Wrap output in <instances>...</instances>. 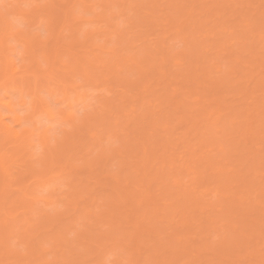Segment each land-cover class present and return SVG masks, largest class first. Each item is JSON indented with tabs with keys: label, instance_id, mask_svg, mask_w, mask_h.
<instances>
[{
	"label": "rangeland",
	"instance_id": "rangeland-1",
	"mask_svg": "<svg viewBox=\"0 0 264 264\" xmlns=\"http://www.w3.org/2000/svg\"><path fill=\"white\" fill-rule=\"evenodd\" d=\"M42 1L47 2L48 4H51V1L50 0H48V1H50V3L47 0L46 1L45 0H39V2H41L42 4H44V2H42ZM81 1H83V0H55L54 1V4L55 5L52 4V6H54V7H51V5L49 7L47 3L44 6L42 5L43 6V9L41 11L42 12L41 15L39 14L40 12L38 11L40 9H37L36 10V11H38L37 12L38 15L36 16L37 19L34 17V19H35L34 23H36V24L33 23V25H31V27H30V30L32 31V28H33V30H34V31H32L33 33L34 32L35 33L36 32H39V34L41 35V33H42L43 30H47L48 29L47 31H49L48 26H49V23H50L51 24L50 27L52 26V29L50 30V32L52 31V33H51L52 34V38L50 39L51 34L49 32L50 36H49V39L47 40V42L44 44V43H42V39H40L39 41L37 40L38 42H35L36 45L34 44L35 49L34 48L33 49H34V51L38 52L37 53L38 55L40 53L39 59L41 57H43L44 59H46L45 58L46 56L44 55V53H47V56H50L51 55L50 56L52 58L51 61H54V63L51 62V64H52V66H53V64H55V65H54L53 68H52V66H51V68H49V69H52V72L50 73V71H51L50 70L49 71V75H45V76L44 75H39V67H38V65L37 66L34 65V66H36L35 67L36 73L39 76L38 77L37 74H36L37 78L35 76L31 75L35 71L34 69H32L33 67L31 66L32 68L30 67L31 68V70H30L31 72H30V75H29L31 77H28V82L29 83L27 82L26 83L27 85L25 86V88L28 87L29 89H27V90L25 89V92L24 93H25L26 97L31 96V95H29L30 93H27L28 90L31 92L32 95L38 93V91L39 92H48V93L52 94L53 96L59 95V97L62 99L63 102H65V103H75L77 105V109L78 110H80L81 108H88L93 103L102 105L103 106L102 109H98L97 111L94 112V113H97L98 116L100 115L103 118L102 119L101 117H99L100 119H102L100 121L102 123H99L98 124V122L95 123V119H94V121H90V120H92V119H90L87 122L89 124H90V122H92L91 123V126H89L88 123L82 124L84 127L83 126H80L81 129H82L81 131L83 133H81L82 135H81L80 139L78 137L76 139V141L80 140V142H82L83 144L78 141V143L76 145H75V143L74 144L72 143V145H70V144L68 145V148L66 149L65 154H63V156H61L59 158L60 159V162H59L60 164H57V167H55V174H56L57 177L52 178V175L50 173L49 176H51V177H49V178L51 180H49V183L47 182L46 184H44L42 181H37V177L39 175L38 174V171L37 172H34L33 169H31V168H30L29 171L28 170L26 171L25 169H27V168L25 166L22 167V164L19 166L20 161L19 162H15L14 161V158L12 156H11L12 157V160H11L10 154H12L14 150H17L18 147L12 141L3 142L4 139H5V137L4 136H0V145H2L0 149H2V151H5V152L9 150L8 152H6V155L8 156V158L10 160L8 162V164H10L11 170L14 173V176L16 178V180L14 182V185L12 187V191L11 190L9 191L10 194L18 195V193H21L22 191H20L19 189L21 188V186L23 187V184H24V187L26 185H30V186L32 185L31 188L33 190L35 188L34 191H35V194L36 195H38L39 197L41 195V198H47L49 192H52L55 195L56 200H57V208L60 207L61 205H63V207L65 208V213L63 215H61V216H58L60 218L58 220H57L58 217L54 218V221H53L54 224L51 223V225H48V223H47L48 222V220H47L48 217L44 216L42 214V210L38 209L35 206V204H34V210H33L32 214H30V213L28 214V217H29V220H30V223L28 225L29 226L31 224L33 225V226L31 225L32 226L31 229L28 228L29 233H30V235H31L32 238L34 237L33 239L39 240V241L41 240L40 242L43 243V245L45 246L46 253H45V257L44 258L47 259V258L50 257L54 261H58V260L59 261L76 260V261H80V262H82V257L85 258V256H87L86 257V259H87L86 261H97V260H100V259L108 260V259H111V258H124V259H129V257H131L132 253L134 252L135 259H137L136 261L144 262V261H147V259H146L147 256H148V259L149 258H152V257L149 256V254L153 253L155 247H158L160 245L159 249L160 248L161 249L159 250V252L162 253L164 251V254L166 256H168L167 257L168 259L169 258L170 259H174L175 257H177V255H179L181 253V252L179 253V251L176 252L178 249H177V245L175 243L176 242V240H175L176 237L175 236H177L179 234L178 236L182 239L181 240L182 246H183V244L186 241H187L186 243H189V245H187L186 243L184 244V245H187L188 246L187 247V250L189 251V253L186 254L187 250L186 251L183 250L182 253L183 252L184 253L183 254H180V256H181L180 258L178 256V258L180 260L178 259L179 261H175V264H252L253 261H256L257 264H258V262L262 258V254H263V257H264V238L261 239V241L258 244L251 243L252 246L254 244H255V246L254 247L251 246V248H249V249H245L244 247H241L240 249L237 248L235 250L236 244H233V245H235V248H233L232 250L231 249L230 250H227L228 249L227 248L225 250L221 245H222V243L225 242V240H226V243H228L227 242V239H229V241H230V240H232L233 236H234V239L236 240L235 235H237L234 232H232V229H233V231H235L234 230V227H232L235 224L230 226L228 224H225V222L232 224V223H234L233 220H236L237 221L236 224H238L240 226V228H241V230H239V231H242V228L245 225V223H243L244 222L243 219H245V216H247V215H243V214L246 213L247 210L245 209L246 212H242V210L244 211V208L246 206L243 207L241 204L242 203H245V205H248V206L249 205L250 206L251 205H254L255 206V205L258 204V203L255 202V201H257L256 200L257 198H258V200H259V197L261 199H264V196L263 197L262 196H258L256 198V196H257L256 194L257 193H255V192L254 193H250V192L246 191V189H245L248 185L252 184L251 182L254 180L255 177H256L255 180L258 181L259 179L260 180L263 179L262 182H264V157H263L264 156V149H263L264 148V136H263L264 133L262 134V132L261 133L259 132L258 134H256V135H258L257 138H256L257 141L258 140L260 141L259 144L257 143V141L255 142V140H254V142H253V140H252V143H254L256 145H260L261 150H260V147L258 146L259 148H257V151H255V153H254L253 151L256 150V147L254 148V146H256V145L253 144L252 145V149L254 148V150L250 154V153H247L248 152L247 149L244 148V146H245L244 142H247L248 143V141H247V135H245V138H243L240 135L241 132H242V130L240 132L238 131V128L240 126H242L240 124H242V122L244 120L246 121V119H247V117L249 115V114H246L245 113V111H247V109H248V112L247 113H251L253 115V117H254V118L253 117L251 118L250 122L253 119L254 120L251 123H253L254 121H256V122H254L255 123L254 124V128L256 127L255 129H257L259 127L260 120L264 116V106H262V105H264L263 104V102H264V89H263L264 88V85L261 86V87H258V89H254V90H256L254 92H251L252 89L249 88L250 95L245 92L246 91V88H244V86H246L247 84L249 86L250 85L254 86L256 84V82L260 79L258 77H264V68H263L264 67V63H263L264 59L262 58V55H264V46H263V44H261L260 46H257V48L255 46H253L254 39H257L258 38V33H259L258 27L260 25L262 26V29L264 31V28H263V25H262V24H264V15L262 14V12H263L262 10H264V0H251L253 2H249L250 0H245L246 2L245 1L243 2V1L240 0L239 1L240 5L239 4H236L235 1L233 2V0H198V1L196 0L197 1V2L195 1L196 4L194 2L192 3L193 0L192 1L190 0L191 1L190 3H189V0L187 2L184 1V3H186V5L189 4L188 7H190V8L191 7L192 8L194 7L195 9L194 8L193 9L192 8L191 9L190 8H187V9L185 8L184 9V6L183 5H182L183 7L181 8V3L183 4V2H181L180 0H178V3H177V0L176 1L174 0L176 3H174L173 0H166V1L165 0H160V1L159 0H116V2H110V0H88V2H87V0H86V3L85 2H81ZM156 1H158L157 2L158 4H155ZM36 2H37V0H36ZM41 3H40V6H41ZM24 4H27V2H24L23 3V6H25V8L27 6L29 7V5H30V4L29 5L28 4L27 5H24ZM171 4H174V6L171 5ZM215 4H217V5L218 4L219 5L221 4L222 5V6L220 5L221 7H223V6H225V7L228 6V7L222 8L223 9L222 10V9H219V7H217V5H215ZM75 5H76V7H75ZM213 5H215V6H213ZM230 5L234 7V8L231 7L233 9H235V7L238 5L237 7H239V9L236 8V10L234 11V10H232L230 8ZM152 6H154V8H157V9H155L157 11L155 14H157L159 16L155 15L154 13H152V15L149 13L152 18L148 16V19H147L146 16H147V13L148 12L146 13V11L149 10L150 8H153ZM175 6L178 9L181 8V10H177ZM212 6L214 7V9H213ZM67 7H68L69 10L67 9ZM138 7H140V8L138 9ZM169 7H171V8L169 9ZM204 7H206V8H204ZM210 7L212 9H210ZM215 7H217V10L215 9ZM29 8H31V6ZM172 8H175L176 10L175 9H172ZM188 9H190V10H188ZM207 9H209V11H207ZM184 10H188L187 12H189V14H193L194 13L193 15H190V16L188 15V17H191V18L188 19V17H187V19H186L187 21L184 20L185 17H181L180 16L184 12ZM210 10H211V12H210ZM229 10L234 11V12H237L236 15H235L234 12H233L234 15H232L230 13L231 11L229 12ZM164 11L166 12V14H165ZM168 11H169V13H168ZM170 12H172V13L170 14ZM241 13H244L243 15H247L246 16L247 19L244 18V19L248 20L247 22H249V23L251 22L250 25H249V23H246L248 25V28H247V25L246 26L244 25V23H243L244 26L241 25L243 27L238 26L239 24H237L238 23V20L240 21V19L242 18V14ZM240 14H241V16H240ZM57 15H59V17L60 16H62V17L59 18ZM111 15H113L112 16L113 18L111 17ZM144 15H146V16H144ZM12 16H13V18H12ZM39 16L42 17L43 19H41ZM51 16L54 17V19H55V16H56V19L55 20L53 19L54 20V22H53L54 25L51 22V20H52V17ZM82 16H85V17H82ZM185 16H187V13H186ZM230 16H231V18H230ZM10 17L12 19H14L15 16L14 15H11ZM144 17L146 18V21L143 20ZM180 17H181L182 21L185 22V23L183 22V24L181 25L182 26L181 27V29H182L181 32H182L183 35H181V33H179V30H181V29H179L177 22L175 23L176 19L178 20L179 23L182 22L181 19H180V21L178 19ZM21 18H23V17L16 16V19H14L12 21V22H17V23H13V24H15L14 25L15 31L17 30L18 27L19 28L21 27L22 29L23 28L24 29L25 28L28 29L27 28L28 26L26 25L27 22H26V24L24 23L26 20L23 22V20L25 18H23V20ZM61 18H63V19H61ZM87 18H88V20H87ZM229 18L232 19V22H233L234 25H232L231 22H228L229 23V26H228L229 28L228 29H229V31H232V29H234V31H236V32H234L235 34L233 33L234 36L233 35L231 36V34H228L229 32L228 33H224V32L222 33L221 32V29H220V28H222L223 24H226L225 23V22H227L226 20H230ZM38 19H40V20L38 21ZM216 19H217V21H216ZM261 20H262V22H261ZM46 21H47V23H46ZM142 21H144L145 23L142 22ZM221 21H223V22H221ZM203 22H205L204 24L206 26L205 25L203 26ZM242 22L243 21L241 19V23ZM110 23H112V24L110 25ZM17 24H18V26H17ZM47 24H48V26H47ZM58 24H60V25L58 26ZM115 24H117L116 25V28L114 26ZM22 25H24V26H22ZM218 25H220V26H218ZM77 27L80 29V31L77 29L79 32L77 31V33H73L76 30L74 28H77ZM206 28H208V29H206ZM241 28H243V30H241ZM210 29H212V30H210ZM56 30L59 31V32L62 30L61 31L62 33L61 34H64V35H61ZM238 30H240L241 33ZM114 31H116V32L117 31L118 32L120 31V32L119 33H116V34L115 33L113 34ZM218 31L220 32L219 34H218ZM237 31H238V35L239 36L237 35ZM86 32H91L92 34H94V36L92 37V39H93L92 42H88V44L85 46L84 45V42H85V40L87 38ZM121 32H122V34H121ZM54 33H56L57 36H55ZM58 33L60 34L59 35L60 37L58 36ZM253 33H255V34H253ZM82 34H83V39H81V35ZM192 34H194V35H192ZM224 34L225 35H229L228 40H226L227 36L225 37ZM122 35H124V36H122ZM204 35L206 37H204ZM242 35H244V36H242ZM246 35H248V36H246ZM181 36H183V37H181ZM186 36H188V40H189L188 42L186 40L187 39ZM57 37H59V39L61 38L60 39L61 41H59V39ZM118 37H120V38L118 39ZM184 37H186V39ZM56 38L58 39V41L60 43H58L56 41ZM71 38H72V40H71ZM191 38H192V40H191ZM11 39H10V42L9 43H11V45L14 44L13 47L16 49V52L13 55H14V57H19L20 54H21L20 53L21 52L20 50H23L24 49L25 44H23V43L21 44V41H17L16 42L15 41L16 38L11 37ZM62 39L66 40V41H63ZM83 40H84V42H83V45H82V41ZM201 40H204L203 43L206 42V45L204 44L205 46L202 45V43L200 42ZM55 41L58 43L57 45H61L63 43L64 44L62 46H54L53 44L56 43ZM68 41H70L69 42V46H67L68 44L65 45V42H68ZM244 41L246 42L245 45H247L249 43V45L251 44L253 47H255V49H256V50L254 49L255 50V53H258V54H256V56L257 55H258V57L261 56V58L263 60L260 59V58L259 59L262 61L263 64L258 63V64H260V65H258L257 62H256L257 65H254L253 66V63L252 62H253V59L254 58L250 60V58H251L250 55L252 53H248L250 50H252V52L254 53L253 47L252 46H249V45H247L245 47L244 44L242 46V43H244ZM18 42H20V44ZM48 42H50V43H48ZM197 43L200 44V45H202V46H198ZM48 44H49V46H48ZM162 44H164L165 47H163ZM192 44L193 45L196 44V45L193 46ZM22 45H24V46H22ZM52 45L54 47H56L57 49L60 50L59 51V53H60L59 55H55V54H57L56 53V49ZM148 45H150V46H148ZM178 45H183V50L182 51H179V52H176V49H177ZM153 46L156 47L155 49H157V48L159 49V50H156L155 51V52H158L159 51V53L157 54L159 60H160V57L163 58V56H165V55H166L165 56L166 60H168L169 58H171L173 56V52H176V53H179V56L181 54V57L182 58L180 57V59L182 61L181 60L180 61L182 63L179 64V67H178V64L175 63L176 64L175 65L174 64V61L172 63L169 62L170 64L167 62L168 65H166L167 63L164 62L165 65H166L165 67L169 66L170 69L168 67L165 68V70H167V72H165V75H166L165 77L166 78L161 75L162 80H161L160 75L158 74L160 72H158L157 70H156L158 72L157 75H159L158 77H160V79L157 77V75L155 73H154V76H153L152 69H154V68L152 67V65H151L152 63H151L150 64L151 67H148L149 68L148 70L146 69L149 72L148 74L150 76L143 77V78H145V80L144 79H142V80H144L145 82H143L142 85H139L140 87L137 86L138 87L137 88L136 85L133 86V84H135L136 82L139 81L138 79H139V77L141 75H144L143 74L144 71H143V73H140V71H139V69H142L143 67L141 68V66L140 67H138V66H139V64L141 65V62L142 63L144 62L145 58L147 57L146 55L148 54V50L151 51L154 48ZM69 47H70V49L73 50L72 51L73 53L71 52V50H68ZM145 47H147V48H145ZM190 47L193 48L192 49V52L193 53H191V51H190L191 48ZM195 47H197L200 50H196L197 48L195 49ZM48 48H50V49L48 50ZM44 49H46V50H44ZM52 49H54L55 51L52 50ZM160 52H161L162 55L160 54ZM185 52H187V53L184 54ZM234 52L238 53L239 55L237 54V56H236V53H234ZM17 53H18L19 56L17 55ZM153 53H154V50H153ZM153 53H151V55ZM247 53H248V55H247ZM75 54H76V56H75ZM91 54H93L94 56L91 55ZM131 54L136 57L138 63L137 62H134L135 63L134 64L132 61H129L128 60V57L132 56ZM171 54H172V56H171ZM87 55H89V56H87ZM96 55H98L102 59H104L102 61V63H101V61H98L99 59L97 60V58H95ZM65 56H67L69 58L67 63L64 62ZM137 56H140V57H137ZM153 56H155V55H153ZM153 56H151V57H153ZM168 56H169V58H168ZM189 56L191 57L192 60L189 58ZM235 56L236 57L241 56L242 58L243 57L244 58H243V60H241V63H240V61H239V63L236 62L238 65L237 66H234L236 68H233V66L230 67V65H231V60H233L234 58H236ZM254 56H255V54H254ZM121 57H122V60H120ZM139 58H141V59L144 58V59L141 60ZM153 58H155V57H153ZM78 59H80V61ZM107 59L109 60V62L107 61ZM147 59H150L149 58V55H148ZM172 59H173V57H172ZM255 59H257V58H255ZM88 60H90V61H88ZM155 60L158 61V59H155ZM234 60L237 61L236 59H234ZM104 61H106V62H104ZM145 61L148 63L147 60H145ZM156 61H154L155 62L154 63V66L156 64ZM76 62H78L80 65H77ZM149 62H151V61H149ZM158 62H160L163 65L162 60H160ZM214 62H218V64H220L219 65V69L220 70L217 67L215 68L213 66V63ZM68 63L70 64V66H69ZM86 63H88V64H86ZM89 63H91V64H89ZM160 63H158L157 65H160ZM232 63H233V61H232ZM107 64H109V65H107ZM131 64H133V65H131ZM144 64H145V62H144ZM228 64H229V66H228ZM81 65H84V66H86L88 68L87 70L90 71L89 74L91 75V77L88 74L85 73L86 71L83 70V66H81ZM146 65H145V68H146ZM107 66H108V68H107ZM64 68H65V70H64ZM145 68H143V69H145ZM150 68H152V69H150ZM155 68H156V66H155ZM194 68H197L198 71L200 72V76H199V79L200 80L203 79V78H205V76H203L201 72H203V73L204 72H207L208 73V71L210 69L211 70L209 71L210 72L209 74H211L214 77L215 80H223L222 78H224V76L226 78V76H227L226 75V72H227V70H229V68H233L234 71H235V69L238 68V70H236L237 73H236V71H235V73L232 72L233 75H232V73L229 74L230 78H232V79H228L231 82L228 81L230 85L228 84V86H227V88L225 90H222V89L220 90L218 88V90L216 89V91H215V89H214V91H213V89L211 88L212 87L211 84L208 83L209 81H207V82L205 81V79L207 78V76L204 79L205 83H203V84L200 82L199 79L196 78L197 77L196 75H195L196 77H193L194 73H192L193 72L192 69H194ZM168 69H169V71H168ZM191 70H192V72H190V73L193 74V75H191L193 78L191 76H189V77L188 76H185L186 74H188L187 71L189 72ZM170 71L172 72V74H174V75H172L173 77L171 76V74H166V73H168ZM141 72H142V70H141ZM50 74H51V77H50ZM167 75L168 76L170 75L169 77H171L172 79L169 78ZM248 76H250L251 78L248 77ZM141 78H142V76H141ZM184 78H186V79H184ZM208 78H210V77H208ZM80 81H83V84H79ZM201 81H203V80H201ZM63 82H65V83H63ZM148 82H149L150 88H146V89H149V90L146 91V89H145L144 86L146 85L148 87ZM150 82H152V83H150ZM200 83L202 85H200ZM37 84L39 86H37ZM73 84H74V86H73ZM136 84H140V83H136ZM150 84H152V85H150ZM67 85H69V86H67ZM204 86H205V88H204ZM252 86H250V87H252ZM30 87H32V88H30ZM177 87H178V90H177ZM73 88H74V90H73ZM260 88H262V89H260ZM66 89H67V91H65ZM175 89L177 91H175ZM190 89H192V90H190ZM5 91L6 90L4 88H1L0 89V95H5ZM17 91H15V90L9 91V93H8V95L10 96L9 98H11V99L12 98H17L18 95H21V92L19 90H17ZM52 91H53L54 94L52 93ZM188 91H190L191 93L188 92ZM192 91L194 92V94H193ZM151 92H152V94H151ZM165 92L167 94H169L168 92H170V94H174V93L175 94H178L177 95L178 96V99H182V98H179V97H183V99L184 98L185 99L188 98L187 99V102L189 101L188 104L189 105L191 104L189 107L192 110L191 111L189 109V112L190 113H188V115L189 114L194 115L193 116V120H190V118H192V117L189 115L190 117L188 118V115L187 114H186L187 118L185 117L186 119L185 118H182L183 117V114H184V113H182V111H184V109L181 111L182 115H181L180 111L179 112L177 111L178 109L177 110H174L176 108H174L175 106H172L171 105V101L173 102V101H175V99H173V100L171 99V101L164 100L167 97L166 96L164 98V96H163L164 94L166 95ZM185 92L187 93V96L186 97H185V94H186ZM243 92H245L246 94H243ZM18 93H20V94H18ZM107 93H110V95H108ZM214 93L217 96H220V97L222 96L223 97L222 99H225V101L229 105L232 104L231 105L232 107L238 108L240 110V111L238 110L240 113L239 112H236V110H234V112H232V113H231L232 110H230V112H228L229 111V108L227 109V107H229V106H228V104H226V102L224 100H222V101H224L225 104L223 102L220 103V109L218 110V113H216V112L213 113L214 111H216V109H218V106L219 105L215 104L214 102L211 103V99L210 98H207V100H206L205 94L206 95L207 94H211V96H213ZM143 94H144V96H143ZM224 96H225V98H224ZM170 97L173 98L172 95H170ZM195 98H199V100L196 99L198 102L196 100H194ZM151 99H154V100L152 101ZM239 99H240V101H239ZM258 99L261 100V102H260V104L262 103L261 105H259ZM147 100H149L150 102L152 101V105L151 104L149 105V106H152V107H149L150 109H147L148 108V103H145V101L147 102ZM183 101L186 102V100H183ZM184 102L181 104L182 106H183ZM208 102H210V103H208ZM204 104H206L207 107H210L209 109H212L213 110L212 114H210L209 111L208 112L206 111L208 114H206V113L205 114H201V111L199 112L198 108L201 110V107H203ZM256 104H257V106H256ZM157 105H158V107H157ZM224 105H227V107L224 106ZM184 107H182V108H184ZM223 107H224V109H223ZM232 107H230V108L233 109ZM221 108H222V111H221ZM100 111H102V112H100ZM173 111H175V112L173 113ZM176 111L178 113H176ZM0 112L8 113V110H7L6 107L0 105ZM259 112H261V113H259ZM94 113H93V116H95ZM143 113H144L145 116L143 115ZM198 113L201 114V116H199ZM222 113L225 114V115H226V113H229V114H227L226 115L227 117H225V116H223ZM195 114H196V116H195ZM137 115H139L140 118L137 117ZM168 115H171V118L169 117L170 120L168 118ZM178 115H179V117H178ZM180 115L182 117H180ZM221 115H222V118L225 117L223 120H225L227 122H225V121L222 120V123L224 122L226 124L225 125L226 127H223L224 126V123L222 124V127H221V124H220L221 131L218 132L217 131V128L216 127L213 128L212 125H214L213 124V121L215 120V118L217 116L219 117ZM246 115H247V117H246ZM172 116H174L173 119H172ZM158 117L160 119H158ZM255 117H258V118H255ZM134 118H137L138 120L136 121V120H134ZM140 119L141 120L144 119V121H141ZM116 120L118 121V124H119L118 127L116 126L117 124L115 125V121ZM149 120H151V121H149ZM168 120L171 123L169 125H171V127L173 126V128L169 127V129L166 130L165 132H164V130L163 131L161 130L162 132L161 131L160 132L164 136L167 135V134L168 135L170 134L172 136V138H173V139L171 138V140H173L172 142H174L175 140H176V142L179 141V142H177V144L175 142L174 143L175 145L174 144H171L172 145L171 146L172 149H169V151L167 150L168 151V154H166L167 155V158H168L169 155H170V158H172V157H173L172 159L175 158V161L174 160L173 161L176 164H174V165H176L177 167L179 165V167L177 168L176 166H174V168H171V166H170V164H171L170 163V159H169V161H165V162H161L160 159H157V161H153V164L154 165L150 163L152 165V167L154 166V168H152L148 164L149 167H148L147 170H145L147 168V167H145L144 170H142L143 169L142 168V169H137V171H135L134 165H135V163H137V161L135 159H137L138 156H140V155L143 156L142 155L143 154V150H142L143 148H141L142 153H141V151H138L137 148L140 147L141 143L143 144V142H144L143 140H146L147 136H151V135H149L150 132H148L149 133L148 135H144V133L145 132L147 133L146 130L149 131V129L151 127L150 124H153L155 121H161L162 123H165L164 121H168ZM206 120H207V122H206ZM6 121L12 123L13 122V119L12 118H8V119H6ZM239 121L241 123H239ZM93 122H94V124H93ZM191 122H193V123H191ZM142 123H143V125L145 124V126H147L149 124L147 126V129H144L145 132H143V129H142L143 128L142 127L143 125H141ZM197 123H199L200 126L204 125V126H202V130L204 129V133L203 134L205 135V137H204V135H202L201 130H199V132H198V133H200L199 134L200 136L198 134H196V131L194 132L192 130V127H194L195 125H197V127H199V125ZM233 123L236 124V125H240V126L237 127ZM244 123H246V122H244ZM192 124L194 126H192ZM109 125H110L111 129H109ZM231 125H232V127H231ZM190 126H192V127H190ZM234 126L237 127V129ZM244 126H243V128H244ZM140 127H142V128H140ZM148 127H149V129H148ZM233 127L238 131V134H236L237 131L236 132L234 131L235 134H236L234 136H233L234 133L233 132H232L233 134L231 133V130H232ZM16 128H20V126L19 125H16ZM87 128H89V129H87ZM90 128L92 130H94V132L97 133V138H92L91 137ZM152 128H153V126H152ZM186 128H188V129H186ZM140 129H142V131ZM235 129H233V130H235ZM126 130H128L127 133L129 131L132 132V133L129 132L128 134H130V135L134 134V136H132L134 139H136L135 137L137 136L138 139L134 140L136 143L138 142L139 138H142V135L144 137L146 136V138L145 139L143 138V140L141 139V141L139 140L141 143H140V145L138 143V147H136V143H134V142H133V144H131L132 142H130V144H128V141L126 140L127 139L126 135H128V134L125 135V133H126L125 131ZM263 130H264V128L262 130H260V131H263ZM224 131L227 132V135H229V134L231 135L232 134L233 137H231L230 135L229 136H226V134H225L226 132L224 133ZM88 132H90V133H88ZM138 132H142V133H138ZM221 132L224 133V134L222 135ZM113 133H114V135H113ZM219 134H221L222 136L219 137L220 136ZM130 135H129V138H131ZM224 135H225V137H223ZM237 135L238 136L240 135L239 136L240 138ZM261 135H262V137H261ZM235 136H236L237 139L239 138L241 140H239V139L237 140L235 138L234 141H233V143H230V139L231 138H234ZM110 137H112V138H119L120 141H121V143L123 142L122 145H123V147L124 146L125 147L122 148V151H121L122 154L119 155V153L118 154L116 153L117 154L116 155L114 153V154H112V156L110 155V158L108 156L109 160L105 159V157H104V161H103V165H102L103 167L99 163H97V165L95 164L96 166L94 165L93 172H89L90 169L89 168H86V167H84L83 168V171H81L80 168L82 169L83 166H86L88 164V162L92 160L91 159L92 157L96 156V154H98V153H99V156H100V152H101L100 150L101 149H104V145H105L106 141ZM201 137H203L204 139L208 140V141H206L207 143L209 141H211L212 139L215 140L217 143L215 142L216 144H213V145H210L209 146V144H206L204 142L205 145L204 146H200V144H201L200 138ZM206 137H208V139ZM229 137H230V139H229ZM191 138L192 139L194 138V139L192 140ZM242 138H243V140H242ZM220 139H223V141H221ZM251 139H252V137H250V135H249V137H248L249 142L251 141ZM219 140H220V142H219ZM160 141H161V139H158L157 140L158 143L156 142V144H152V145L155 146V147H153V149H155L157 151L156 152L154 150L153 152H156L157 154L164 153L165 152L164 151L165 150L164 149V146H162L163 145L162 142H161V145H160ZM189 141L192 142V143L195 142V141L198 143L200 141L199 144L194 145V148H197V150L195 152L197 155H195V153L193 154V155H195V157L191 153L192 152V149L189 148L190 145L188 146V143L190 144ZM209 143H211V142H209ZM251 144H249V145L251 146ZM130 145L131 146L134 145L133 146L134 148L133 147H130ZM237 145L241 149L239 147H237ZM229 146H231V147H229ZM141 147H142V145H141ZM171 147H169V148H171ZM221 147L223 148V150H222ZM130 148L131 149H134V150L131 151ZM10 149H11V151H10ZM68 149H69V151H68ZM203 149H204V151H203ZM238 149H240V150H238ZM258 149L260 151H258ZM139 150H140V148H139ZM137 151H138V156L135 155L136 154L135 152H137ZM183 151H184V153H183ZM171 152L174 153V155L173 154L171 155ZM228 152H229V154H228ZM259 152H260V154H259ZM20 153H22V152H20ZM191 155L193 157H191ZM207 155H208V157H211V160L212 159L214 160L215 163L214 162L213 163L215 164V168H212V167H214V165L210 166V169L207 168L208 170L205 168V165H204L205 162H203V161L206 158H208ZM213 155H215V156H213ZM229 155L232 156V157H229L228 158ZM158 156H157V158H158ZM203 156H206V157L204 158ZM239 156H240V158H238ZM186 157H187V159H186ZM190 157L192 158L191 160H189ZM215 157H217V158H215ZM220 157L221 158H224V159H222V161H221V158ZM243 157H244V159H243ZM139 158H141V157H139ZM248 158H250V159H248ZM98 160H100V159H98ZM105 160H107L106 161L107 163H105ZM126 160H127V162H125ZM260 160H261V162H260ZM216 162H218L219 164L217 165ZM248 162L250 164H252L254 167H251V169L250 168H247L246 167V164ZM100 163H101V161H100ZM73 164L74 165L77 164L76 167L78 169H75L74 167H72ZM229 164H232V165H229ZM235 164L238 167H236ZM163 165H165V166H163ZM58 166H59V168H58ZM120 166H124V167H120ZM131 166H133V168ZM261 166H263V168ZM98 167H100V168H98ZM165 167H167L169 169H167V168L165 169ZM126 168H127V170H126ZM183 168L184 169L186 168L185 169V172H184V174H185L184 176L185 177H183V184H184V187L183 188H186V189L189 188L190 190H192V188H194L197 192L194 193V195H190V197H188V196L185 197L184 196L185 197V198L183 197L184 199L178 200L181 191H180V188L179 187L175 186L174 179L181 173V170ZM196 168H198V170ZM241 168H244V169H241ZM112 169H119V174L120 175L119 174L118 175H112L111 174ZM123 169H125V170H123ZM157 169H159L161 171H158ZM172 169H174L176 171L175 173L178 174V175H176V177L174 176L175 173H174V171H172ZM163 170H165V172ZM204 170H206V171H204ZM232 170H234V173H233ZM252 170H253V172H252ZM85 171H87V172H85ZM145 171H147V172H145ZM162 171L165 174H162ZM167 171H168V173H167ZM235 171H237V172L235 173ZM137 172L140 175L139 177L142 176L141 178H143V180L145 179L144 182H143L145 185L140 190L141 191L142 190H147V192L149 194L148 196L149 197L150 196L151 197L153 196V198H148L147 193L145 191L147 198L142 197V195H139L140 201H142L141 203L139 202V199H137L138 202L137 201H134L136 199L132 198L131 195H127L128 197L125 196V194H127L125 192H127V191H129L131 189L132 190L133 189L136 190L137 187L135 185L139 186L138 185V181H137V180H139L138 179V173ZM171 172H173V173H171ZM214 172H216V173H214ZM223 172L224 173L226 172L225 174H228V175L234 174V176L231 175V176L234 177V179H233V177H231L230 181H228L229 182L228 183L229 185L226 187L227 188V191H225L226 188L223 189V186L221 187V185H220V183L222 184L226 180V178L225 179L224 178L221 179V177H222L221 173H223ZM130 173H131V175H130ZM135 173H136L137 177H135L136 176ZM145 173H146V175H145ZM237 173H239L242 177L239 174L236 175ZM19 174L21 175V177H20ZM124 174H125L126 177L128 176L127 177L128 180L126 179V181L123 180ZM172 175L174 177H172ZM194 175H195L196 178H194ZM214 175L217 176V178L212 177ZM235 175H236V177H235ZM16 176H18V177H16ZM22 176L24 178H22ZM117 176H119L120 182H116V179H118V178L115 179V177H117ZM125 176H124V178H125ZM151 176H154V177H151ZM179 176H181V175H179ZM238 176H239V178H238ZM164 177L166 179H164ZM208 177H209V179H208ZM218 177H220V179ZM148 178H149V180H148ZM153 178H155V180ZM156 178H157V180H156ZM130 179H131L132 182H130ZM159 179H161V180H159ZM217 179H219V180H217ZM244 180H246V181L244 182ZM127 181H128V183H127ZM146 181L148 182V184H147ZM219 181H221V182L219 183ZM165 182H167V183H165ZM258 182H260V181H258ZM258 182H257V184H258ZM262 182H260V184ZM118 183L120 184L121 187H119V184ZM160 183H162V184H160ZM34 184L36 186H34ZM152 184H153V186H152ZM239 184H242V185L244 184V185L242 187ZM262 184H264V183H262ZM117 185H118V188H117ZM162 186H164V187H162ZM262 186H264V185H262ZM126 188H128V190ZM150 188H152V189H150ZM176 188H178V189H176ZM238 190H240V191H238ZM243 190H245L246 193ZM119 191H122V193H123V200H121V199H120V201L117 200V201H119L118 202L119 203V206L120 207L122 206L121 207V210H123V211H121V212H123L122 214L119 211L120 210L119 209L120 207L118 205L117 206L119 207L118 208L119 210L116 209L117 207L111 205V200L112 199H114L115 200L114 203H116V199L115 198L118 197L117 194H120ZM134 192H136V191H134ZM139 192H137V193H139ZM206 192H207V194H204ZM237 192H238V194L236 195ZM247 193H248V195H247ZM157 194L159 196H157ZM203 194H204V196H203ZM94 195H96V196H94ZM196 195L203 197V200L205 199L206 202L209 201L210 204L215 202V205H210L208 203V205H210V206H208L209 209H208L207 205H205L206 206V212L204 214H202V215H205V214H207V215L210 214L211 215V213L213 214V216H214V214L219 215V222L217 221L218 220V218H217V220H216L217 222H215V224H214V225H216V227L218 226L219 229L218 228L216 229V228L212 227L211 224H210L211 225L210 229H207V226H209V225H207L208 223L206 224L207 220L204 219V221L205 220L206 221L203 224V222H204V221H202L203 219L201 220L199 218L200 216H198L200 214L197 213L199 211H197V212H190L191 211V208L190 207H192V206H188L189 207L188 208L187 205H188L189 201H194L195 200L194 197ZM225 195H226V197H225ZM91 196H93V198ZM191 196H193V197H191ZM94 197L95 198L97 197L96 200H98V201L94 200ZM165 197H167V198H165ZM75 198L76 199H79L78 208H76V209L74 208L73 204L71 205V200L72 199L76 200ZM162 198H163V200H161ZM229 199L231 200V202H230ZM146 200H147V202H146ZM94 201H95V204L93 203ZM219 201L220 202L222 201V203H224V205L222 204V206L216 207L217 206L216 204ZM89 202H90V204H89ZM131 202H132V204H131ZM172 202L176 203V205H169V207L167 209L166 208L163 209L166 206V204H170ZM234 202L237 203V206L239 205L238 208H242V207L243 208L242 209H239V210H238V208L236 209L237 211H240V212H237V213L234 212V216L233 217L235 219L233 218V220L231 221L232 223H231V222H227V220H225L226 218L224 217V215L227 212L226 210L230 209V207L229 208L227 207L228 204H230V203L233 204ZM250 202H255V203L250 204ZM120 203H121V205H120ZM154 203H155V205H154ZM105 205H107V206H105ZM125 205H127V206H125ZM111 206H112V209H111ZM155 206H158L159 211H160L158 216L157 215L155 216L153 214V212H150L151 214H148L150 220L148 218H147V220H142L141 217L140 218L138 217V213L140 212V208L141 209L143 208L144 210H147L148 209L147 211H151L153 209V207H155ZM23 207H24L23 205H20L15 210H13V211L10 210V211H11V213L13 212L12 215H15V216H16V214H18L20 212L21 214L19 213L17 215L18 218H19L18 221H17V223H18L17 226L18 227H21V228H27L26 227L27 225L24 226V223H23L24 222V217L26 216L24 214V210L26 209V207H24V208ZM113 207H115V210H113ZM225 207H226V209H224ZM257 207H258V209H260V208L263 209L264 208V203L262 202ZM22 208H23V210H22ZM84 208L85 209H87V208L90 209L91 212L93 213V214L90 215V219H89V216L87 217L85 215ZM126 208H128V209H126ZM110 209H111V211L109 212ZM124 209H126V211L127 210L128 211L126 212V211H124ZM186 209H188L187 212L185 211ZM112 210L113 211H116V215H115V212H114V215H115L114 217L115 218L114 217L112 218L113 215H111V218H110V215L107 214L108 212L109 213L113 212ZM129 211H131V212L129 213ZM163 211H165L166 213H164ZM260 211H262V210L260 209ZM189 212H190V214H189ZM117 213H119V214H117ZM128 213H129V215H128ZM132 213H134V214H132ZM160 213H161V215H160ZM257 213L259 214L258 211H257ZM9 214H6L4 212L0 213V215H1L0 216V223L2 222V219H3V221L6 219V216H10ZM258 214H255V215H258ZM260 214H262V213H260ZM131 215H132V217H131ZM187 215H189L188 216V218H189L188 220L191 219V222L192 223H190L189 226L187 225V227H186L187 230H186V229H184L185 226L182 225L183 222H181V221ZM97 216H99L98 219H97ZM101 216H102V218H101ZM94 217H95L96 220L94 219ZM249 217L250 216L248 215V218ZM9 218H11V216ZM99 218H101L100 220L102 222L99 220ZM103 218H105V219H103ZM134 218L136 220H134ZM206 218H207V216H206ZM35 219H37V220H35ZM252 219L254 220V218H251V220H250L251 223H253L252 222ZM179 220H181V221H179ZM148 221H151V222H148ZM228 221H230V220H228ZM246 221L247 220L245 219V222ZM44 222H46V223H44ZM155 222H156V225H155ZM220 223H221V225L223 227L220 225ZM241 223H242V225H241ZM81 224L84 225V228L82 230L77 231V226L78 225H81ZM96 224H98V225H96ZM157 224H158V226H157ZM200 225L201 226L205 225L206 228L205 227H202L201 228V227H199ZM54 226H55V228H54ZM146 226H147V228H146ZM246 226L247 227H245V228H248V225H246ZM140 227H142V228H140ZM151 227L152 228L153 227L154 228H157V230L154 229V231L156 230L157 232L155 233L154 231H152L153 234H152V232H151V234H149V232L147 230H149L148 228L152 229ZM182 227H183V229H182ZM162 228H164V229H162ZM205 229H207V230H205ZM171 230H172L173 234L171 233ZM209 230H210V232H209ZM51 231H53V232H51ZM80 231L82 232V234L83 233L84 234H83V236H80V239H79L78 238V235H79L78 233H81ZM113 231H115V232H113ZM136 231H137V233L138 232L140 233V231H145V232L141 233V235H140V236H143V237H140L139 236L140 239L143 238L141 240V242H139V244L141 243L140 245L139 244H134L135 242L137 243V241H135L136 239L134 240L133 238L132 239L130 238V236L134 232L136 233ZM146 231H147V233L149 235L146 233ZM206 231L208 232V234H207ZM239 231L236 230L235 232H237L239 234ZM244 231H246V230H244ZM33 232H34V234H33ZM39 232H41V233L43 232V234L40 235ZM73 232H77V234H76L75 237L72 236V233ZM103 233H104V235H103ZM139 233H138V235H139ZM144 233L146 235H144ZM246 233H248V232H246ZM105 234L106 235L109 234V235H112V236H111V238H110V236H108L109 237V240H107L108 238L106 237V240H107L106 241L105 240V237H104V236H106ZM36 235H39V237H36ZM90 235H91V237H90ZM151 235H152V237H151ZM55 237H57V238H55ZM225 237H226V239H223ZM151 239H152V241H150ZM234 239L232 240L233 242H234ZM98 240L101 241L102 243H104L103 245H102V243H100L101 244L100 247H99ZM155 240L158 241V242H156ZM145 241H146V243H145ZM154 241L156 243H158V244H156ZM205 241L208 242V243L206 244ZM232 241H230V242L232 243ZM255 241H251V242H255ZM142 243H143V245H142ZM201 244L202 245L204 244L203 245L204 248H205V245H206V249H204L201 246ZM210 244H212V245H210ZM229 244H228V246H230L232 248L233 245H231V244L229 245ZM135 245H137V246L139 245V246L137 247ZM226 245L227 244H225V246ZM163 246H165V247H163ZM180 246H181V244H180ZM137 248L138 249L140 248V251H142V252H140L139 250H137ZM150 249H152V250H150ZM250 249L253 250V253H252V251ZM254 250L255 251L259 250L258 251L259 254L257 252H254ZM221 251H223L224 253H227L228 254V255H226L227 257L225 256L224 253H223V255H224V257H223V255H221ZM246 251H247L248 254L245 253ZM232 252H234V253H232ZM130 253H131V255H130ZM90 254H91V256H90ZM138 254L140 256H138ZM154 257H155V255H154ZM154 257H153V260L152 261L155 260L157 262L159 260V258L157 259L156 257L155 258ZM242 257H244V258H242ZM188 258H190V259H188ZM158 263H156V264H158ZM166 263H167V261H166ZM170 263L173 264V262H168V264H170Z\"/></svg>",
	"mask_w": 264,
	"mask_h": 264
},
{
	"label": "bare ground",
	"instance_id": "bare-ground-1",
	"mask_svg": "<svg viewBox=\"0 0 264 264\" xmlns=\"http://www.w3.org/2000/svg\"><path fill=\"white\" fill-rule=\"evenodd\" d=\"M46 1V0H45ZM48 1V0H47ZM51 1V4H48L47 2H44V1H42V2H44V4H42L41 2H39V0H37V2H36V0H3V2H4V4L5 5H8V6H11V7H9L8 8V10L7 11H4L3 9H0V62H2V61H6L7 60V58L9 57V56H11V57H13V58H16V57H14V53L16 52V49L13 47V45L14 44H12L11 45V43H9L10 42V39H11V37H13V38H16V42L17 41H21V44L23 43V44H25V46L24 45H22V46H24V49L23 50H20L21 52L20 53H23V56H24V61H25V63H24V65H22L21 66V68H20V75H18L15 79H13V80H11V81H9L8 82V84L7 85H0V89L1 88H4L6 91H5V93L7 92V95L5 96V99H8V100H10L11 98H9L10 96L8 95V93H9V91H11V90H15V91H17V90H19L20 92H21V95H18V97H20V98H25L26 97V95H25V89L27 90V89H29L28 87L27 88H25V86L27 85L26 83L28 82V77H31V76H29L30 75V70H31V68L32 69H34L35 70V67L38 65V67H39V62H40V59H39V55H40V53H39V55L37 54L38 52H36V51H34V49H35V47H34V44L36 45V43L35 42H38L40 39H42L41 38V35L39 34V32H32V31H34L33 30V28H32V31L30 30V27H31V25H33V23H34V21H35V19H34V17L36 18V16L38 15V11L40 12L39 14L41 15V11H42V9H43V6L47 3L48 4V6L50 7V5H51V7H54V6H52V4L53 5H55L54 4V1L55 0H50ZM50 1H48L49 3H50ZM53 1V2H52ZM160 1V0H159ZM166 1V0H165ZM174 1V0H173ZM176 1V0H175ZM174 1V3H176ZM181 2H183V4L181 3V8L184 6V9L186 8H190V7H188V5L189 4H187L186 5V3H184V1L185 2H187L188 0H180ZM192 1V0H191ZM190 0H189V3L191 2ZM195 1L196 0H193L192 1V3L194 2L195 3ZM198 1V0H197ZM196 1V2H197ZM235 1V3L236 4H239L240 5V3H239V1L240 0H233V2ZM241 1H245V0H241ZM24 2H27V4L29 5V7L31 6V8H29L28 6V8L26 7L25 8V6H23V3ZM57 2V1H56ZM55 2V3H56ZM81 2H85L86 3V0H83V1H81ZM87 2H88V0H87ZM110 2H116V0H110ZM109 2V3H110ZM158 1H156V3L155 4H158L157 3ZM246 2V1H245ZM248 2V1H247ZM249 2H253V1H249ZM40 3H41V6H40ZM173 3V2H172ZM177 3H178V0H177ZM203 3V2H202ZM209 3V2H208ZM215 3V2H214ZM217 3V2H216ZM27 4H24V5H27ZM185 4V5H184ZM196 4V3H195ZM224 4V3H223ZM244 4V3H243ZM43 5V6H42ZM77 5V4H76ZM76 5H75V7H76ZM154 5V4H153ZM162 5V4H161ZM160 5V6H161ZM171 5H173L174 6V4H171ZM178 5V4H177ZM183 5V6H182ZM198 5V4H197ZM203 5V4H202ZM205 5V4H204ZM215 5H217V4H215ZM215 5H213V6H215ZM221 5V4H220ZM219 4L217 5V7H219V9H222V8H226V7H228V6H223V7H221ZM245 5V4H244ZM251 5V4H250ZM262 5V4H261ZM47 6V5H46ZM138 6V5H137ZM140 6V5H139ZM180 6V5H179ZM206 6V5H205ZM212 6V7H213ZM238 6V5H237ZM235 7V9H233L234 7L233 6H231L230 5V8L231 7H233V8H231L232 10H236V8H238L239 9V7ZM153 8H150L149 10H147L146 11V13H147V16L146 15H144V16H146L147 17V19H148V16L149 17H151L150 16V14L152 15V13H156L157 11L155 10V9H157V8H154V6H152ZM176 7V6H175ZM217 7H215V9L217 10ZM140 7H138V9H139ZM171 7H169V9H170ZM181 8L180 9H178L177 7H176V9L177 10H181ZM192 8V7H191ZM190 8V9H191ZM194 8V7H193ZM192 8V9H193ZM200 8V7H199ZM204 8H206V7H204ZM37 9H40V10H38V11H36ZM67 9H68V7H67ZM159 9V8H158ZM172 9H175V8H172ZM175 9V10H176ZM190 9H188V10H190ZM195 9V8H194ZM203 9V8H202ZM210 9H212L211 7H210ZM213 9H214V7H213ZM228 9V8H227ZM263 9V8H262ZM69 10V9H68ZM154 10V11H153ZM183 10V9H182ZM188 10H184V12L182 13V15H180L181 17H185V21H187L186 19H187V17H188V15L190 16V15H193V14H189V12H187ZM201 10V9H200ZM223 10V9H222ZM71 11V10H70ZM77 11V10H76ZM151 11V12H150ZM153 11V12H152ZM186 11V12H185ZM207 11H209V9H207ZM213 11V10H212ZM220 11V10H219ZM231 10H229V12H230ZM234 11H231L230 13L232 14V15H234L233 14V12ZM240 11V10H239ZM238 11V12H239ZM263 12H262V14L264 15V10H262ZM73 12V11H72ZM71 12V13H72ZM165 12V11H164ZM173 12V11H172ZM172 12H170V14L172 13ZM178 12V11H177ZM210 12H211V10H210ZM222 12V11H221ZM242 12V11H241ZM69 13V12H68ZM150 13V14H149ZM168 13H169V11H168ZM167 13V14H168ZM180 13V12H179ZM185 13V14H184ZM186 13H187V16H185L186 15ZM204 13V12H203ZM226 13V12H225ZM224 13V14H225ZM228 13V12H227ZM235 13V15H236V13L237 12H234ZM53 14V13H52ZM59 14V13H58ZM67 14V13H66ZM153 14V15H154ZM165 14H166V12H165ZM184 14V15H183ZM229 14V13H228ZM227 14V15H228ZM239 14V13H238ZM242 14V23H241V19H240V21L238 20V23L237 24H239L238 26H241V25H243V23H244V25L246 26L247 24L246 23H249V22H247L248 20H246L247 18H246V16L247 15H243L244 13H241ZM241 14H240V16H241ZM246 14V13H245ZM11 15H14L15 17H14V19H16V16H19V17H23V18H25L24 20H23V18H21L22 20H23V22L26 24V22H27V28L28 29H22L21 27L18 29L17 28V30L15 31V27H14V25L15 24H13V23H17V22H12L14 19H12L13 18V16H12V18L10 17ZM43 15V14H42ZM75 15V14H74ZM102 15V14H101ZM155 15H157V14H155ZM221 15V14H220ZM226 15V16H227ZM231 15V16H232ZM58 17H59V15H57ZM113 15H111V17H112ZM157 16H159V15H157ZM167 16V15H166ZM171 16V15H170ZM179 16V15H178ZM231 16H230V18H231ZM262 16V15H261ZM40 17V16H39ZM44 17V16H43ZM50 17V16H49ZM52 17V16H51ZM60 17H62V16H60ZM59 17V18H60ZM82 17H85V16H82ZM102 17V16H101ZM110 17V18H111ZM181 17L180 18H178L179 19V21H180V19H181ZM234 17V16H233ZM263 17V16H262ZM41 19H43L42 17H40ZM113 18V17H112ZM152 18V17H151ZM154 18V17H153ZM171 18V17H170ZM189 18H191V17H188V19ZM229 18V19H230ZM235 18V17H234ZM239 18V17H238ZM237 18V19H238ZM244 18H246V19H244ZM18 19V18H17ZM37 19V18H36ZM54 19V17H52V20ZM55 19H56V16H55ZM54 19V20H55ZM61 19H63V18H61ZM60 19V20H61ZM150 19V18H149ZM244 19V20H243ZM252 19V18H251ZM256 19V18H255ZM260 19V18H259ZM19 20V19H18ZM40 19H38V21H39ZM50 20V19H49ZM51 20V22H52V24H53V22H54V20L52 21ZM87 20H88V18H87ZM144 21H146V18L144 17V19H143ZM231 20V21H230ZM230 20H226L227 22H225L226 24H223V26H222V28H220L221 29V32L223 33H228V34H231V36L233 35V33L234 32H236V31H234V29H232V31H229V23L228 22H231L232 23V25H234L233 24V22H232V19H230ZM263 20V19H262ZM262 20H261V22H262ZM20 21V20H19ZM37 21V22H38ZM44 21V20H43ZM59 21V20H58ZM57 21V22H58ZM81 21V20H80ZM85 21V20H84ZM144 21H142V22H144ZM149 21V20H148ZM147 21V22H148ZM181 21H182V19H181ZM216 21H217V19H216ZM246 21V22H245ZM155 22V21H154ZM158 22V21H157ZM156 22V23H157ZM174 22V21H173ZM177 22V24H178V27H179V29H181V25L183 24V22L184 21H182L181 23H179L178 22V20L176 19V21H175V23ZM219 22V21H218ZM221 22H223V21H221ZM241 24H240V23ZM40 23V22H39ZM46 23H47V21H46ZM145 23V22H144ZM185 23V22H184ZM192 23V22H191ZM205 22H203V26L205 25L204 24ZM251 23V22H250ZM250 23H249V25H250ZM256 23V22H255ZM34 24H36V23H34ZM57 24V23H56ZM109 24V23H108ZM112 23H110V25H111ZM176 24V25H177ZM219 24V23H218ZM50 23H49V26H48V24H47V26H48V28H49V31L48 32H50V30L52 29V26L50 27ZM54 25V24H53ZM60 24H58V26H59ZM109 25V26H110ZM116 25L117 24H115L114 26H115V28H116ZM159 25V24H158ZM193 25V24H192ZM214 25V24H213ZM243 25V26H244ZM263 25V28H264V24H262ZM17 26H18V24H17ZM16 26V27H17ZM22 26H24V25H22ZM46 26V27H47ZM56 26V25H55ZM57 26V27H58ZM199 26V25H198ZM206 26V25H205ZM218 26H220V25H218ZM243 26H241V27H243ZM56 27V28H57ZM61 27V26H60ZM155 27V26H154ZM159 27V26H158ZM175 27V26H174ZM177 27V26H176ZM185 27V26H184ZM183 27V28H184ZM202 27V26H201ZM83 28V27H82ZM152 28V27H151ZM247 28H248V25H247ZM47 29V28H46ZM59 29V28H58ZM74 29H76L75 30V32H73V33H77V31L79 30L80 31V29L77 27V28H74ZM78 29V30H77ZM178 29V30H179ZM206 29H208V28H206ZM239 29V28H238ZM48 30V29H47ZM73 30V29H72ZM71 30V31H72ZM115 30V29H114ZM195 30V29H194ZM210 30H212V29H210ZM241 30H243V28H241ZM37 31V30H36ZM55 31V30H54ZM53 31V32H54ZM57 31V30H56ZM62 31V30H61ZM59 32V31H57V32H59L60 34L62 33V32ZM74 31V30H73ZM78 31V32H79ZM113 31V30H112ZM122 31V30H121ZM182 29L181 30H179V33H181V35H183L182 34ZM238 31H240V30H238ZM238 31H237V35H238ZM256 31V30H255ZM258 31H259V33H258V38L257 39H254V41H253V46H255L256 48H257V46H260L261 44H263V46H264V31H263V29H262V26L260 25L259 27H258ZM120 32V31H119ZM118 31L116 32V31H114L113 32V34L115 33H119ZM145 32V31H144ZM189 32V31H188ZM52 33V31L50 32V34ZM58 33V36L60 35ZM124 33V32H123ZM147 33V32H146ZM191 33V32H190ZM220 32L218 31V34H219ZM240 33H241V31H240ZM50 34H49V36H50ZM55 34V36H57L56 35V33H54ZM121 34H122V32H121ZM120 34V35H121ZM141 34V33H140ZM235 34V33H234ZM253 34H255V33H253ZM61 35H64V34H61ZM192 35H194V34H192ZM86 36H87V38H86V40H85V42H84V40L82 41V45H83V42H84V45L86 46L87 44H88V42H92V37L94 36V34H92L91 32H86ZM96 36V35H95ZM114 36V35H113ZM117 36V35H116ZM115 36V37H116ZM122 36H124V35H122ZM179 36V35H178ZM185 36V35H184ZM202 36V35H201ZM224 36L226 37L227 36V38H226V40H228V38H229V35H225L224 34ZM234 36V35H233ZM239 36V35H238ZM242 36H244V35H242ZM246 36H248V35H246ZM254 36V35H253ZM256 36V35H255ZM54 37V36H53ZM60 37V36H59ZM59 37H57L58 39H59ZM76 37V36H75ZM181 37H183V36H181ZM186 37H187V39H186ZM186 37H184L186 40H187V42L189 41L188 40V36H186ZM204 37H206L205 35H204ZM52 38V34H51V37H50V39ZM56 38V41L58 42V43H60L59 41H61L60 39H59V41H58V39ZM64 38V37H63ZM73 38V37H72ZM72 38H71V40H72ZM112 38V37H111ZM120 37H118V39H119ZM123 38V37H122ZM194 38V37H193ZM200 38V37H199ZM220 38V37H219ZM65 39V38H64ZM64 39H62L63 41H66V40H64ZM68 39V38H67ZM132 39V38H131ZM201 39V38H200ZM225 39V38H224ZM243 39V38H242ZM12 40V39H11ZM38 40V41H37ZM69 40V39H68ZM127 40V39H126ZM191 40H192V38H191ZM195 40V39H194ZM205 40V39H204ZM204 40H201L200 42L202 43V45L203 46H205L206 45V42L205 43H203V41ZM55 41V42H56ZM123 41V40H122ZM121 41V42H122ZM196 41V40H195ZM219 41V40H218ZM242 41V40H241ZM55 43V44H53L54 46H62L63 44H61V45H57L58 43ZM69 42L70 41H68V42H65V45H67V46H69ZM120 42V41H119ZM132 42V41H131ZM221 42V41H220ZM250 42V41H249ZM19 44H20V42H18ZM43 43V42H42ZM48 43H50V42H48ZM123 43V42H122ZM199 43V42H198ZM197 43V45L198 46H202V45H200V44H198ZM217 43V42H216ZM248 43V42H247ZM252 43V42H251ZM45 44V43H44ZM43 44V45H44ZM187 44V43H186ZM205 44V45H204ZM243 44H244V46L246 47L247 45H249V43L247 44V45H245L246 44V42L244 41V43H242V46H243ZM52 45V46H53ZM64 45V46H65ZM93 45V44H92ZM134 45V44H133ZM161 45V44H160ZM193 45V44H192ZM191 45V46H192ZM194 45H196V44H194ZM193 45V46H194ZM213 45V44H212ZM48 46H49V44H48ZM53 46V47H54ZM71 46V45H70ZM148 46H150V45H148ZM162 46L163 47H165L164 46V44H162ZM216 46V45H215ZM218 46V45H217ZM240 46V45H239ZM249 46H252L251 44L249 45ZM252 46V47H253ZM41 47V46H40ZM51 47V46H50ZM154 47V46H153ZM152 47V48H153ZM255 47H253V51H254V53L252 52V50H250L249 48V52L248 53H252L251 55H250V60L251 59H253V66L254 65H257L258 63H260V64H263L264 63V61H263V63H262V61L260 60V59H264V55H262V58H261V56L260 57H258V55L256 56V54H258V53H255ZM34 48V49H33ZM56 50H57V48L56 47H54ZM145 48H147V47H145ZM156 47H154L151 51H149L148 49V54L146 55L147 57H148V55H149V58L150 59H147V57L145 58V60H147L148 61V63L144 60V62H145V64H144V62L142 63L141 62V65L139 64V66L138 67H140L141 66V68L143 67V68H145V65H146V68L145 69H139V71H140V73H143V71H144V75H141L142 76V78H141V76L139 77V81L138 82H136V83H140V84H133V86L134 85H136V87L138 86V87H140L139 85H142L143 84V82H145L144 80H145V78H143V77H148V76H150L148 73V67H151L150 66V64L152 65V67L154 68V69H152V68H150V69H152V73H153V76H154V73L157 75V73L158 72H160V73H158L159 75H160V77H161V75L162 76H166L165 75V72H167V70H165V68H169V66H167V67H165L166 65H168V63L169 62H173L174 61V64L176 63V64H178V67H179V64H181L182 62V60L180 59V57H181V54H180V56H179V53H176L175 55H173L172 56V54H171V56L173 57V59H172V57L171 58H169V56H168V60H166V58H165V56H163V58L162 57H160V60H162V63H163V65L160 63V62H158V61H160L159 60V58H158V56H157V54L159 53V51L158 52H155L156 50H159L158 48L157 49H155ZM191 48V53H193L192 52V47H190ZM197 47H195V49H196ZM47 49V48H46ZM46 49H44V50H46ZM50 48H48V50H49ZM255 49V50H254ZM52 50H54V49H52ZM51 50V51H52ZM68 50H71V52L73 51L72 49H70V47H69V49ZM153 50H154V53H153ZM164 50V49H163ZM196 50H200V49H196ZM232 50V49H231ZM239 50V49H238ZM55 51V50H54ZM60 51V50H59ZM161 51V50H160ZM243 51V50H242ZM260 51V50H259ZM35 52V53H34ZM50 52V51H49ZM232 52V51H231ZM240 52V51H239ZM19 53V54H20ZM73 53V52H72ZM96 53V52H95ZM151 53H153L152 55H151ZM187 52H185L184 54H186ZM196 53V52H195ZM234 53H236V52H234ZM248 53H247V55H248ZM42 54V53H41ZM49 54V53H48ZM60 54V53H59ZM80 54V53H79ZM98 54V53H97ZM146 54V53H145ZM160 54H161V52H160ZM164 54V53H163ZM183 54V55H184ZM237 54L238 53H236V56H237ZM241 54V53H240ZM254 54H255V56H254ZM17 55H18V53H17ZM16 55V56H17ZM21 55V54H20ZM38 55V56H37ZM44 55L46 56L45 58H46V60H48V62H49V64H50V68H51V66H52V64H51V62H53L54 63V61H51L52 60V58L50 57V56H47V53H44ZM55 55H57V54H55ZM91 55H93V54H91ZM132 55V54H131ZM136 55V54H135ZM153 55H155V56H153ZM162 55V54H161ZM160 55V56H161ZM188 55V54H187ZM239 55V54H238ZM242 55V54H241ZM19 56V55H18ZM72 56V55H71ZM75 56H76V54H75ZM87 56H89V55H87ZM94 56V55H93ZM127 56V55H126ZM151 56H153V57H155V58H153V57H151ZM234 56V55H233ZM235 56V57H236ZM53 57V56H52ZM91 57V56H90ZM137 57H140V56H137ZM248 57V56H247ZM95 58H97V60L98 61H101V63H102V61L104 60V59H102L100 56H98V55H96V57ZM114 58V57H113ZM153 58V59H152ZM162 58V59H161ZM182 58V57H181ZM185 58V57H184ZM189 58L191 59V57L189 56ZM230 58V57H229ZM244 58V57H243ZM243 58L241 57V56H238V57H236V58H234V59H236L237 61H235L234 59L233 60H231V65H230V67H232L233 66V68H236V67H234V66H237L238 64L236 63V62H238L239 63V61H240V63H241V60H243ZM255 58H257V59H255ZM260 58V59H259ZM60 59V58H59ZM139 59H141V58H139ZM142 59H144V58H142ZM141 59V60H142ZM152 59V60H151ZM155 59H158V61H156ZM172 61H171V60ZM262 59V60H263ZM76 60V59H75ZM79 61H80V59H78ZM91 60V59H90ZM90 60H88V61H90ZM120 60H122V57L120 58ZM128 60L129 61H132L133 63L134 62H137L138 63V61H137V59H136V57L135 56H130V57H128ZM165 60V61H164ZM181 60V61H180ZM192 60V59H191ZM62 61V60H61ZM107 61L109 62V60L107 59ZM149 61H151V62H149ZM154 61H156V64H155V66H156V68H155V66H154ZM200 61V60H199ZM232 61H233V63H232ZM261 61V62H260ZM63 62V61H62ZM83 62V61H82ZM81 62V63H82ZM104 62H106V61H104ZM103 62V63H104ZM131 62V63H132ZM160 63V65H157L158 63ZM167 63L166 65H165V63ZM256 62H257V64H256ZM77 63V65H80L78 62H76ZM191 63V62H190ZM63 64V63H62ZM69 64V63H68ZM85 64V63H84ZM86 64H88V63H86ZM89 64H91V63H89ZM135 64V63H134ZM170 64V63H169ZM175 64V65H176ZM194 64V63H193ZM260 64H258V65H260ZM34 65H36V66H34ZM54 65L55 64H53V66H52V68L54 67ZM66 65V64H65ZM75 65V64H74ZM105 65V64H104ZM107 65H109V64H107ZM131 65H133V64H131ZM137 65V64H136ZM143 65V66H142ZM219 65L220 64H218V62H214L213 63V66L216 68H218L219 69ZM32 66V67H31ZM67 66V65H66ZM69 66H70V64H69ZM81 66H83V70H85L86 72V74H88L90 77H91V75L89 74L90 73V71L89 70H87L88 68L86 67V66H84V65H81ZM96 66V65H95ZM114 66V65H113ZM191 66V65H190ZM228 66H229V64H228ZM249 66V65H248ZM31 67V68H30ZM74 67V66H73ZM163 69H162V68ZM197 67V66H196ZM199 67V66H198ZM252 67V66H251ZM250 67V68H251ZM262 67V66H261ZM62 68V67H61ZM70 68V67H69ZM81 68V67H80ZM94 68V67H93ZM107 68H108V66H107ZM201 68V67H200ZM233 68H229V70H227V72H226V75L228 76H226V78H225V76H224V78H222L223 80H215L214 79V77L211 75V74H209L210 72V70L208 71V73L207 72H201L202 73V75L203 76H205V78H206V76H207V78L205 79V78H203V79H201V80H203V81H201L200 79H199V76H200V72L198 71V69L197 68H194V69H192L193 70V72H192V70L191 71H187V73L188 74H186L185 76H191V75H193V74H191L190 72H192V73H194V75H193V77H196L197 79H199L200 80V82L203 84V83H205V81L207 82V81H209L208 83H210L211 84V88L213 89V91H214V89H215V91H216V89L218 90V88L221 90H225L226 88H227V86H228V84H229V82H231L230 80H228V79H232V78H230V76H229V74H231L232 72L233 73H235V71L236 70H238V68L237 69H235V71H234V69ZM241 68V67H240ZM264 68V67H263ZM58 69V68H57ZM96 69V68H95ZM111 69V68H110ZM147 69V70H146ZM170 69V68H169ZM169 69H168V71H169ZM213 69V68H212ZM217 69V70H218ZM254 69V68H253ZM51 70V71H50ZM64 70H65V68H64ZM77 70V69H76ZM99 70V69H98ZM121 70V69H120ZM133 70V69H132ZM135 70V69H134ZM141 70H142V72H141ZM147 72H146V71ZM158 72H157V71ZM186 70V69H185ZM208 70V69H207ZM220 70V69H219ZM251 70V69H250ZM49 71H50V73L52 72V69H49ZM72 71V70H71ZM79 71V70H78ZM199 73H198V72ZM240 71V70H239ZM99 72V71H98ZM103 72V71H102ZM123 72V71H122ZM137 72V71H136ZM146 72V73H145ZM171 72V71H170ZM170 72H168V73H166V74H171V76L172 75H174V74H172V72L170 73ZM213 72V71H212ZM71 73V72H70ZM108 73V72H107ZM113 73V72H112ZM115 73V72H114ZM118 73V72H117ZM184 73V72H183ZM190 73V74H189ZM233 73H232V75H233ZM236 73H237V71H236ZM36 70L33 72V74H31V75H33V76H35L36 78H37V76H38V74H37V76H36ZM121 74V73H120ZM151 74V73H150ZM185 74V73H184ZM254 74V73H253ZM46 75H49V72H48V74H46ZM53 75V74H52ZM72 75V74H71ZM87 75V76H88ZM118 75V74H117ZM159 75H157V77L159 76ZM196 75V76H195ZM45 76V75H44ZM88 76V77H89ZM168 76V75H167ZM170 76V75H169ZM168 76V77H169ZM177 76V75H176ZM175 76V77H176ZM213 78H212V77ZM247 76V75H246ZM39 77V76H38ZM50 77H51V74H50ZM53 77V76H52ZM156 77V78H157ZM160 77H158L159 79H160ZM163 77V78H164ZM167 77V78H168ZM173 77V76H172ZM192 77V76H191ZM192 77V78H193ZM208 77H210V78H208ZM237 77V76H236ZM248 77H250V76H248ZM256 77V76H255ZM35 78V79H36ZM106 78V77H105ZM155 78V77H154ZM166 78V77H165ZM169 78H171V77H169ZM251 78V77H250ZM258 78H260L257 82H256V84L254 85V86H252V85H250V86H252V87H250L248 84L246 85V86H244V88H246V93H248L249 95H250V90H249V88L250 89H252L251 90V92H254V91H256V90H254V89H258V87H261V86H263L264 85V77H258ZM41 79V78H40ZM48 79V78H47ZM61 79V78H60ZM142 79H144V80H142ZM172 79V78H171ZM184 79H186V78H184ZM204 79H205V81H204ZM248 79V78H247ZM38 80V79H37ZM65 80V79H64ZM90 80V79H89ZM151 80V79H150ZM149 80V81H150ZM161 80H162V77H161ZM167 80V79H166ZM174 80V79H173ZM196 80V79H195ZM227 80V81H226ZM30 81V80H29ZM34 81V80H33ZM229 81V82H228ZM256 81V80H255ZM142 82V83H141ZM176 82V81H175ZM181 82V81H180ZM236 82V81H235ZM241 82V81H240ZM29 83V82H28ZM63 83H65V82H63ZM150 83H152V82H150ZM200 83V85H202ZM248 83V82H247ZM34 84V83H33ZM36 84V83H35ZM75 84V83H74ZM74 84H73V86H74ZM132 84V83H131ZM146 84V83H145ZM213 84V85H212ZM234 84V83H233ZM250 84V83H249ZM253 84V83H252ZM72 85V84H71ZM150 85H152V84H150ZM230 85V84H229ZM237 85V84H236ZM37 86H39L38 84H37ZM66 86V85H65ZM67 86H69V85H67ZM77 86V85H76ZM144 86V85H143ZM137 87V88H138ZM145 87V89L146 88H150V86H149V82H148V87L145 85L144 86ZM30 88H32V87H30ZM204 88H205V86H204ZM70 89V88H69ZM79 89V88H78ZM260 89H262V88H260ZM264 89V88H263ZM54 90V89H53ZM73 90H74V88H73ZM147 90H149V89H146V91ZM177 90H178V87H177ZM176 89H175V91H177ZM181 90V89H180ZM179 90V91H180ZM188 90V89H187ZM186 90V91H187ZM190 90H192V89H190ZM200 90V89H199ZM65 91H67V89L65 90ZM71 91V90H70ZM212 91V90H211ZM242 91V90H241ZM18 92V91H17ZM34 92V91H33ZM32 92V93H33ZM39 92V91H38ZM153 92V91H152ZM152 92H151V94H152ZM183 92V91H182ZM188 92H190V91H188ZM193 92V91H192ZM245 92H243V94H246ZM27 93H30L29 95H32L31 94V92L28 90V92ZM52 93H53V91H52ZM80 93V92H79ZM150 93V92H149ZM161 93V92H160ZM166 93V92H165ZM169 94H170V92H168ZM186 93V92H185ZM191 93V92H190ZM233 93V92H232ZM18 94H20V93H18ZM54 94V93H53ZM76 94V93H75ZM84 94V93H83ZM164 94V93H163ZM162 94V95H163ZM169 94H167L166 93V95L164 94L163 96H164V100H166V101H171V99L173 100V99H175V101H171V105L172 106H175L174 108H176V109H174V110H177L178 112L180 111V113H181V111L184 109V111H182V113H184L183 114V117L181 116L182 115V113H181V115H180V117H182V118H187V116H186V114L188 115V113H190L189 112V109H190V105L188 104L189 103V101L187 102V99L188 98H184L183 99V97H179V98H182L183 100H186V102H184L182 99H178V94H170V95H172V97L173 98H171L170 97V95ZM193 94H194V92H193ZM256 94V93H255ZM78 95V94H77ZM80 95V94H79ZM86 95V94H85ZM146 95V94H145ZM189 95V94H188ZM66 96V95H65ZM143 96H144V94H143ZM151 96V95H150ZM177 96V97H176ZM187 96V93L185 94V97ZM205 96H206V100H207V98H210L211 99V103L212 102H214L215 104H217V105H219L218 106V109H216V111H214L213 112V110L212 109H209L210 107H207V105L206 104H204V106L203 107H201V110L198 108V110H199V112L201 111V114H208L207 112L209 111V113L210 114H212V112L213 113H218V110L220 109V103L221 102H223L224 103V101H225V99H222L223 97L221 96H217V95H215V93H214V95L213 96H211V94H205ZM256 96V95H255ZM155 97V96H154ZM190 97V96H189ZM68 98V97H67ZM201 98V97H200ZM224 98H225V96H224ZM243 98V97H242ZM12 99H15V98H12ZM11 99V100H12ZM168 99V100H167ZM196 99H198L199 100V98H195L194 100H196ZM209 99V100H210ZM152 101L154 100V99H151ZM208 100V101H209ZM222 100H224V101H222ZM245 100V99H244ZM124 101V100H123ZM143 101V100H142ZM149 100H147V102L145 101V103H148V108L147 109H150L149 107H152V106H149L150 104L152 105V101L149 103L148 102ZM158 101V100H157ZM197 101V100H196ZM204 101V100H203ZM239 101H240V99H239ZM248 101V100H247ZM257 101V100H256ZM258 101H259V105H261L260 104V102H261V100L260 99H258ZM159 102V101H158ZM184 102V104H183V106L181 105L182 103ZM198 102V101H197ZM196 102V103H197ZM226 102V101H225ZM255 102V101H254ZM163 103V102H162ZM173 103V104H172ZM187 103V104H186ZM208 103H210V102H208ZM161 104V103H160ZM168 104V103H167ZM225 104V103H224ZM226 104H228L227 102H226ZM263 104H264V102H263ZM1 106H4V107H6L7 108V110H8V113H11L10 115H6L5 116V120H4V125H11V131H12V138H5L4 139V141L3 142H8V141H12V142H14L15 143V145L18 147L17 148V150H14L13 151V153L12 154H10V158H11V160H12V157L14 158V161L15 162H19L20 161V164H19V166L22 164V167L23 166H25L27 169H25L26 171L28 170H30V168L31 169H33V171L34 172H37V170H35V168L31 165V163L26 159V148H27V141H22V140H20V137L21 136H23V131H22V125H20L19 124V121H16L15 123L14 122H8V121H6V119H8V118H12L13 119V116L14 115H18L17 113H12V110L9 108V106L8 105H5V104H0ZM162 105V104H161ZM164 105V104H163ZM170 105V106H171ZM216 105V106H217ZM222 105V104H221ZM232 104H228V106L229 107H227V105H224V106H226L227 107V109L229 108V111L228 112H230V110H232L231 111V113L232 112H234V110H236V112H239L240 110L238 109V108H236V107H232L231 106ZM160 106V105H159ZM169 106V107H170ZM171 106V107H172ZM186 108H185V107ZM188 106V107H187ZM256 106H257V104H256ZM262 106H264V105H262ZM144 107V106H143ZM146 107V106H145ZM157 107H158V105H157ZM182 107H184V108H182ZM196 107V106H195ZM230 107H232L233 109H231ZM256 108V107H255ZM136 109V108H135ZM144 109V108H143ZM154 109V108H153ZM172 109V108H171ZM180 109V110H179ZM223 109H224V107H223ZM259 109V108H258ZM257 109V110H258ZM261 109V108H260ZM152 110V109H151ZM157 110V109H156ZM160 110V109H159ZM165 110V109H164ZM191 110V109H190ZM239 110V111H238ZM126 111V110H125ZM176 111V113H178ZM188 111V112H187ZM192 111V110H191ZM207 111V112H206ZM221 111H222V108H221ZM260 111V110H259ZM100 112H102V111H100ZM156 112V111H155ZM165 112V111H164ZM168 112V111H167ZM175 111H173V113H174ZM186 112V113H185ZM243 112V111H242ZM248 112V109H247V111H245V113L246 114H249L248 115V117H247V115H246V117H247V119H246V121L244 120L243 122H242V124H240V125H242V126H240V125H236V124H234V125H236L237 127H239L238 128V131L240 132L241 130H242V132H241V137H243V138H245V135H247V141H248V143L247 142H244V144H245V146H244V148H246L247 149V153H250L251 154V152L254 150V148L256 147V150H254L253 152L255 153V151H257V148H259L260 147V145H256V144H254V143H252V140H253V142H254V140H255V142L257 141V136L258 135H256V134H258L259 132L261 133L262 132V134L264 133V130L263 131H260V130H262L263 128H264V116L262 117V119L260 120V123H259V127L261 128H257V129H255L254 128V122H256V121H254L253 123H251L250 122V120H251V118L253 117V115L251 114V113H247ZM253 112V111H252ZM125 113V112H124ZM142 113V112H141ZM146 113V112H145ZM195 113V112H194ZM240 113V112H239ZM238 113V114H239ZM257 113V112H256ZM259 113H261V112H259ZM157 114V113H156ZM168 114V113H167ZM171 114V113H170ZM201 114H199L198 113V115L199 116H201ZM209 114V115H210ZM223 114V113H222ZM227 114H229V113H226V115ZM94 115L95 116H92V120H90V121H94V119H95V123L96 122H98V124L99 123H102V122H100L103 118L99 115H97V113H94ZM97 115V116H96ZM123 115V114H122ZM143 115H144V113H143ZM147 115V114H146ZM174 115V114H173ZM192 118H190V120H193V116L194 115H192V114H189ZM188 115V118L190 117ZM197 115V116H198ZM225 114H223V116H225V117H227ZM234 115V114H233ZM242 115V114H241ZM245 115V114H244ZM145 116V115H144ZM166 116V115H165ZM177 116V115H176ZM195 116H196V114H195ZM206 116V115H205ZM99 117H101L102 119H100ZM112 117V116H111ZM137 117H139V115H137ZM171 118V115H168V118ZM173 117L174 116H172V119H173ZM178 117H179V115H178ZM203 117V116H202ZM212 117V116H211ZM225 117H223L222 118V115L221 116H217L216 118H215V120L213 121V124L215 125H212V127L213 128H217V131L218 132H220L221 131V128H220V124H221V127H222V124L224 123H222V120L225 118ZM238 117V116H237ZM243 117V116H242ZM259 117V116H258ZM258 117H255V118H258ZM70 118V117H69ZM117 118V117H116ZM140 118V117H139ZM170 118H169V120H170ZM185 118V119H186ZM233 118V117H232ZM254 118V117H253ZM260 118V117H259ZM109 119V118H108ZM112 119V118H111ZM129 119V118H128ZM158 119H160L159 117H158ZM171 119V120H172ZM213 119V118H212ZM134 120H138L137 118H134ZM141 120V119H140ZM156 120V119H155ZM169 120L168 121H164L165 123H162L161 121H155L153 124H150V129H149V127H148V129H149V131L148 130H146L147 131V133L144 131V129H147V126L149 125L148 123V125L147 126H145V124L143 125V123L141 124V125H143L142 127H140V128H142L143 129V132H145L144 133V135H148L149 133L148 132H150V134L149 135H151V136H147V138H146V136L144 137L143 135H142V138H139V140L141 141V139L143 140V138L145 139L146 138V140H143L142 142H143V144L138 140V142L136 143L134 140H136V139H138L137 138V136L135 137L136 139H134L132 136H134V134H132V135H130V134H128L127 133V131L128 130H126L125 132V135L126 134H128V135H126V137H127V141H128V144H130V142H132L131 144H133V142L134 143H136V147H138V143H139V145H140V143H141V145H142V147H141V145H140V147H138L137 149H138V151H141V153H142V150H143V156H138V151L137 152H135L136 154L135 155H137L138 156V158L137 159H135L136 161H137V163H135V165H134V167H135V171H137V169H142V170H144L145 169V167H147L145 170H147L148 169V167H149V165L152 167V165L151 164H153V161H157V159H160V161L161 162H165V161H169V159H170V166H171V168H174V166H176V165H174V164H176L174 161H175V158L174 159H172V158H170V155L168 156V158H167V155L166 154H168V151H169V149H172V145L171 144H174L175 142H176V140L174 141V142H172L173 140H171V138H172V136L169 134H167V135H163L161 132L164 130V132L166 131V130H168L169 129V127H171V125H169V124H171L170 122H169ZM181 120V119H180ZM189 120V121H190ZM211 120V119H210ZM234 120V119H233ZM89 121V120H88ZM141 121H144V119H142ZM149 121H151V120H149ZM182 121V120H181ZM184 121V120H183ZM223 121H225V120H223ZM109 122V121H108ZM140 122V121H139ZM159 122V123H158ZM195 122V121H194ZM198 122V121H197ZM206 122H207V120H206ZM212 122V121H211ZM210 122V123H211ZM225 122H227V121H225ZM235 122V121H234ZM244 122H246V123H244ZM86 123H88V122H86ZM91 123L92 122H90V124H89V126H91ZM135 123V122H134ZM151 123V122H150ZM185 123V122H184ZM191 123H193V122H191ZM200 123V122H199ZM199 123H197L198 125H199ZM209 123V124H210ZM239 123H241L240 121H239ZM244 123V124H243ZM93 124H94V122H93ZM104 124V123H103ZM111 124V123H110ZM117 124V125H116ZM140 124V123H139ZM228 124V123H227ZM232 124V125H233ZM16 125H19L20 126V128H16ZM97 125V124H96ZM115 125L118 127L119 126V124H118V121L116 120L115 121ZM226 124L224 123V126L223 127H226L225 126ZM232 125H231V127H232ZM245 125V126H244ZM81 126H83V125H81ZM98 126V125H97ZM134 126V125H133ZM152 126H153V128H152ZM192 126H194L193 124H192ZM192 126H190V127H192ZM202 126H204V125H202ZM202 126H200L199 125V127H197V125H195L194 127H192V130L195 132L196 131V134H200V133H198L199 132V130H201V133H202V135H204L203 133H204V129L202 130ZM228 126V125H227ZM243 126H244V128H243ZM84 127V126H83ZM146 127V128H145ZM235 127V126H234ZM232 128V130H231V133L233 134V136L234 135H236V134H238V131L236 130L237 129V127H235V128ZM171 128H173V126L171 127ZM229 128V127H228ZM87 129H89V128H87ZM109 129H111V127H110V125H109ZM128 129V128H127ZM142 129H140L141 131H142ZM186 129H188V128H186ZM190 129V128H189ZM226 129V128H225ZM233 129H235V130H233ZM260 129V130H259ZM82 129H81V127L79 126L78 128H77V130H76V132L74 133V135H73V138L71 139V141L69 142V144L70 145H72V143L74 144L75 143V145L78 143V141L80 142V140H78V141H76V139L79 137V139H80V137H81V133H83L82 131H81ZM125 130V129H124ZM151 130V131H150ZM162 130V131H161ZM174 130V129H173ZM191 130V129H190ZM227 130V129H226ZM90 131H91V133L90 132H88V133H90L91 134V137L92 138H97V133L96 132H94V130H92L91 128H90ZM122 131V130H121ZM133 131V130H132ZM161 131V132H160ZM189 131V130H188ZM209 131V130H208ZM212 131V130H211ZM236 132V134H235V132ZM226 131H224V133H225ZM230 132V131H229ZM110 133V132H109ZM130 133H132V132H130ZM138 133H142V132H138ZM177 133V132H176ZM216 133V132H215ZM222 133V132H221ZM224 133H222V135L224 134ZM217 134V133H216ZM226 134V136H229V135H227V132L225 133ZM232 134L230 135L231 137H233L232 136ZM243 134V135H242ZM113 135H114V133H113ZM129 135L131 136V138H129ZM174 135V134H173ZM207 135V134H206ZM220 136L219 137H221L222 135L221 134H219ZM239 135V136H240ZM249 135H250V137H252V139H251V143L249 142V140H248V137H249ZM100 136V135H99ZM140 136V135H139ZM200 136V135H199ZM238 136V135H237ZM238 136V137H239ZM264 136V135H263ZM124 137V136H123ZM180 137V136H179ZM187 137V136H186ZM192 137V136H191ZM204 137H205V135H204ZM218 137V138H219ZM223 137H225V135L223 136ZM261 137H262V135H261ZM188 138V137H187ZM207 139H208V137H206ZM213 138V137H212ZM217 138V139H218ZM236 138V136L234 137V138H231L230 139V137H229V139H230V143H233V141H234V139ZM240 138V137H239ZM238 138V139H239ZM243 138H242V140H243ZM259 138V137H258ZM158 139H161V141H160V145H161V142H162V146H164V153H159V154H157L156 152V150L155 149H153V147H155L154 145H152V144H156V142H157V140ZM173 139V138H172ZM189 139V138H188ZM192 139V138H191ZM194 139V138H193ZM192 139V140H193ZM197 139V138H196ZM216 139V140H217ZM233 139V140H232ZM237 139V138H236ZM237 139V140H238ZM150 140V141H149ZM163 140V141H162ZM165 140V141H164ZM210 140V139H209ZM221 141H223V139H220ZM220 140H219V142H220ZM236 140V141H237ZM239 140H241V139H239ZM97 141V140H96ZM149 141V142H148ZM200 141H201V144H200V146H204L205 145V143L206 144H209V146L210 145H213V144H216L217 142L215 141V140H211V141H209V142H211V143H207L206 141H208V140H206V139H204L203 137H201L200 138ZM200 141L197 143L196 141L195 142H190V144L188 143V146L190 145V147L189 148H191L192 149V155L196 152V150H197V148H194V145H197V144H199L200 143ZM235 141V142H236ZM245 141V140H244ZM259 141V140H258ZM257 141V143L259 144L260 143V141L258 142ZM101 142V141H100ZM159 142V141H158ZM157 142V143H158ZM164 142V143H163ZM177 142H179V141H177ZM177 142H176V144H177ZM205 142V143H204ZM216 142V143H215ZM238 142V141H237ZM236 142V143H237ZM80 143H82V142H80ZM79 143V144H80ZM93 143V142H92ZM123 143V142H122ZM228 143V142H227ZM226 143V144H227ZM68 144V145H69ZM83 144V143H82ZM90 144V143H89ZM249 144H251V146L249 145ZM256 145V146H254V148L252 149V145ZM4 145V144H3ZM152 145V146H151ZM175 145V144H174ZM173 145V146H174ZM228 145V144H227ZM239 145V144H238ZM237 145V147H239ZM1 146L2 145H0V148H1ZM134 146V145H133ZM133 146H131L130 145V147H133ZM157 146V145H156ZM161 146V147H162ZM184 146V145H183ZM259 146V147H258ZM14 147V146H13ZM76 147V146H75ZM125 147V146H124ZM123 147V148H124ZM135 147V148H136ZM152 147V148H151ZM169 147H171V148H169ZM223 147V146H222ZM221 147V148H222ZM229 147H231V146H229ZM236 147V146H235ZM236 147V148H237ZM263 147V146H262ZM67 148H68V146H67ZM66 148V149H67ZM73 148V147H72ZM83 148V147H82ZM134 148V147H133ZM139 148H140V150H139ZM141 148H143L142 150H141ZM194 148V149H193ZM220 148V149H221ZM240 148V147H239ZM66 149H65V151L63 152V153H61L60 155H58V156H56V157H54L53 159H51L50 160V162H49V164H48V166H47V169L44 171V172H38V177H37V181H42L44 184H46L47 182L49 183V180H51L49 177H51V176H49V174L51 173V175H52V178H54V177H57L56 176V174H55V167H57V164H60L59 162H60V157L61 156H63V154H65V152H66ZM84 149V148H83ZM129 149V148H128ZM131 149V148H130ZM210 149V148H209ZM219 149V150H220ZM231 149V148H230ZM241 149V148H240ZM240 149H238V150H240ZM264 149V148H263ZM127 150V149H126ZM134 149H131V151H133ZM156 151V152H153V151ZM168 150V151H167ZM222 150H223V148H222ZM237 150V151H238ZM260 150H261V147H260ZM259 149H258V151H260ZM9 151V150H8ZM8 151H6V152H8ZM10 151H11V149H10ZM68 151H69V149H68ZM101 152H100V158H98V159H100V160H91V161H89L88 162V164L86 165V166H83L82 167V169L80 168V170L81 171H83V168L84 167H86V168H89L88 170H89V172H93V170H94V165L96 164L97 165V163H99L101 166L103 165V161H104V157H105V159H107V160H109V158H110V155H106L105 153H104V149H101L100 150ZM122 151V150H121ZM121 151H119V152H117V154L119 153V155L120 154H122V152ZM128 151V150H127ZM189 151V150H188ZM202 151V150H201ZM203 151H204V149H203ZM230 151V150H229ZM236 151V150H235ZM263 151V150H262ZM6 152L5 151H2V149H0V161H2L3 162V164L2 165H0V213H2V212H4V213H6V214H9L10 216H11V218H9L10 216H6V219L3 221V219H2V222L0 223V230H2L3 229V227L5 226V224H9V225H12V226H17L18 225V223H17V221H18V214L20 213H18V214H16V216L15 215H12L13 214V212L11 213V211L10 210H15L18 206H20V205H23L24 207H26V209L24 210V214L26 215L25 217H24V226L25 225H27L26 227H27V229L29 228V229H31V227L33 226L32 224V226L30 225H28L29 223H30V220H29V217H28V214L30 213V214H32V212H33V210H34V201L31 199V197L33 196V195H36L35 194V188H34V190L31 188V186L30 185H26L25 187H24V184H23V187L21 186V188L19 189L20 191H22L21 193H18V195H13V194H10V190L12 191V187H13V185H14V182H15V180H16V178H15V176H14V173L12 172V170H11V166H10V164H8V162L10 161L9 160V158H8V156L6 155ZM20 152H22V153H20ZM163 152V151H162ZM227 152V151H226ZM239 152V151H238ZM242 152V151H241ZM125 153V152H124ZM127 153V152H126ZM183 153H184V151H183ZM253 153V154H254ZM257 153V152H256ZM262 153V152H261ZM106 156H105V155ZM116 154V153H115ZM116 154V155H117ZM158 156V158H157V156ZM174 155V153H172L171 152V155ZM187 154V153H186ZM209 154V153H208ZM228 154H229V152H228ZM244 154V153H243ZM259 154H260V152H259ZM9 155V154H8ZM191 155V157H195V155H197L196 153H195V155H193L192 156ZM203 155V154H202ZM12 156V157H11ZM108 156H109V158H108ZM112 156V155H111ZM122 156V155H121ZM134 156V155H133ZM156 156V157H155ZM213 156H215V155H213ZM219 156V155H218ZM221 156V155H220ZM224 156V155H223ZM244 156V155H243ZM252 156V155H251ZM67 157V156H66ZM134 157V158H135ZM139 157H141V158H139ZM190 157V159L189 160H191L192 158ZM204 158L206 157V156H203ZM207 157H208V155H207ZM229 157H232V156H228V158ZM264 157V156H263ZM215 158H217V157H215ZM214 158V159H215ZM221 158V157H220ZM219 158V159H220ZM227 158V157H226ZM227 158V159H228ZM238 158H240V156L238 157ZM257 158V157H256ZM103 159V160H102ZM125 159V158H124ZM168 159V160H167ZM185 159V158H184ZM186 159H187V157H186ZM222 159H224V158H221V161H222ZM226 159V160H227ZM243 159H244V157H243ZM248 159H250V158H248ZM62 160V159H61ZM107 160H105V163H107L106 161ZM134 160V161H135ZM174 160V161H173ZM188 160V161H189ZM203 160V159H202ZM85 161V160H84ZM98 161V162H97ZM100 161H101V163H100ZM135 161V162H136ZM123 162V161H122ZM125 162H127V160L125 161ZM140 162V163H139ZM203 162H205L204 163V165H205V168L207 169V168H209L210 169V166H212V165H214V167H212V168H215V162H214V160L212 159L211 160V157H208V158H206ZM202 162V163H203ZM214 162V163H213ZM230 162V161H229ZM242 162V161H241ZM260 162H261V160H260ZM104 163V164H105ZM151 163V164H150ZM160 163V162H159ZM168 163V162H167ZM166 163V164H167ZM191 163V162H190ZM222 163V162H221ZM226 163V162H225ZM245 163V162H244ZM98 164V165H99ZM132 164V163H131ZM149 164V165H148ZM178 164V163H177ZM216 164L218 165L219 163L218 162H216ZM256 164V163H255ZM77 165V164H76ZM76 165H74L73 164V166L72 167H74L75 169H78L77 167H76ZM95 165V166H96ZM130 165V164H129ZM148 165V166H147ZM154 165V164H153ZM157 165V164H156ZM194 165V164H193ZM203 165V166H204ZM229 165H232V164H229ZM236 165V164H235ZM258 165V164H257ZM105 166V165H104ZM141 166V167H140ZM160 166V165H159ZM163 166H165V165H163ZM184 166V165H183ZM71 167V166H70ZM103 167V166H102ZM120 167H124V166H120ZM132 168H133V166H131ZM177 167V166H176ZM175 167V168H176ZM178 167H179V165H178ZM177 167V168H178ZM186 167V166H185ZM190 167V166H189ZM236 167H238L237 165H236ZM246 167L247 168H250L251 169V167H254L252 164H250L249 162L246 164ZM262 168H263V166H261ZM58 168H59V166H58ZM85 168V169H86ZM98 168H100V167H98ZM152 168H154V166L152 167ZM159 168V167H158ZM162 168V167H161ZM167 167H165V169H166ZM182 168V167H181ZM211 168V169H212ZM57 169V168H56ZM84 169V170H85ZM122 169V168H121ZM150 169V168H149ZM163 169V168H162ZM167 169H169V168H167ZM186 169V168H185ZM185 169L183 168L182 170H181V173L179 174V175H181V176H179L178 174H176L175 172V170L174 169H172V171H174V173H175V177H176V175H178L175 179H174V184H175V186H177V187H179L180 188V191L182 192H180V195H179V199L178 200H182V199H184L186 196H188V197H190V195H194V193H196L197 191L194 189V188H192V190H190L189 188H183L184 187V184H183V177H185L184 175V172H185ZM197 170H198V168H196ZM235 169V168H234ZM241 169H244V168H241ZM246 169V168H245ZM23 170V169H22ZM62 170V169H61ZM103 170V169H102ZM123 170H125V169H123ZM126 170H127V168H126ZM132 170V169H131ZM154 170V169H153ZM156 170V169H155ZM158 171H161V170H159V169H157ZM208 170V169H207ZM217 170V169H216ZM32 171V172H33ZM139 171V170H138ZM164 172H165V170H163ZM163 171H162V174H165V173H163ZM179 171V170H178ZM190 171V170H189ZM204 171H206V170H204ZM233 171V173H234V170H232ZM251 171V170H250ZM256 171V170H255ZM85 172H87V171H85ZM125 172V171H124ZM131 172V171H130ZM145 172H147V171H145ZM210 172V171H209ZM221 172V171H220ZM219 172V173H220ZM237 171H235V173H236ZM243 172V171H242ZM252 172H253V170H252ZM259 172V171H258ZM67 173V172H66ZM106 173V172H105ZM138 173V172H137ZM159 173V172H158ZM167 173H168V171H167ZM171 173H173V172H171ZM203 173V172H202ZM205 173V172H204ZM214 173H216V172H214ZM226 173V172H225ZM224 172L223 173H221V175H222V177H221V179H225L226 178V180H225V182L224 183H220L221 181H219V183H220V185H221V187L223 186V189L224 188H226L229 184V182L228 181H230V179H231V177H233L234 176V174H230V175H228V174H225ZM256 173V172H255ZM55 174V175H54ZM207 174V173H206ZM213 174V173H212ZM224 174V175H223ZM239 173H237L236 175H238ZM20 175V174H19ZM36 175V174H35ZM34 175V176H35ZM54 175V176H53ZM58 175V174H57ZM120 175V174H119ZM123 175V174H122ZM130 175H131V173H130ZM133 175V174H132ZM135 175H136V173H135ZM145 175H146V173H145ZM191 175V174H190ZM231 175H233V176H231ZM236 175H235V177H236ZM240 175V174H239ZM124 176H125V174H124ZM124 176H123V180L124 181H126V179H127V177L125 176V178H124ZM140 175H139V173H138V179L139 180H137L138 181V185L139 186H137V185H135L137 188H136V190H134V191H136V192H134L131 188V190H129V191H127V192H125V193H127V194H125V196L126 197H128L127 195H131L132 196V198H134V199H136V200H134V201H137L138 202V200L137 199H139V202L141 203L142 201H140V197H139V195H142V197H145V198H147L146 197V193H147V196L149 195L148 194V192H147V190H140L145 184L143 183L144 182V180H143V178H141V177H139ZM155 176V175H154ZM154 176H151V177H154ZM157 176V175H156ZM173 175H172V177H174ZM187 176V175H186ZM202 176V175H201ZM211 176V175H210ZM230 176V177H229ZM241 176V175H240ZM244 176V175H243ZM16 177H18V176H16ZM20 177H21V175H20ZM83 177V176H82ZM81 177V178H82ZM121 177V176H120ZM135 177H137V175L135 176ZM160 177V176H159ZM190 177V176H189ZM212 177H215V178H217V176H212ZM220 177H218L219 179H220ZM242 177V176H241ZM22 178H24L23 176H22ZM33 178V177H32ZM61 178V177H60ZM116 178H118V179H116ZM192 178V177H191ZM194 178H196L195 177V175H194ZM238 178H239V176H238ZM251 178V177H250ZM115 179H116V182H120V179H119V176H117V177H115ZM154 180H155V178H153ZM164 179H166L165 177H164ZM208 179H209V177H208ZM219 179H217V180H219ZM233 179H234V177H233ZM256 179V177L254 178V180L251 182L252 184H250V185H248L245 189H246V191H248V192H250V193H257L256 195V198L258 197V196H264V186H262V185H264V184H262V183H264V182H262L263 181V179L262 180H258V181H260V182H262L261 184H260V182H258L257 180H255ZM258 179V178H257ZM88 180V179H87ZM86 180V181H87ZM118 180V181H117ZM128 180V179H127ZM148 180H149V178H148ZM156 180H157V178H156ZM159 180H161V179H159ZM122 181V180H121ZM199 181V180H198ZM246 180H244V182H245ZM130 182H132L131 181V179H130ZM134 182V181H133ZM147 182V181H146ZM145 182V183H146ZM207 182V181H206ZM257 182H258V184H257ZM23 183V182H22ZM30 183V182H29ZM126 183V182H125ZM127 183H128V181H127ZM135 183V182H134ZM140 183V184H139ZM159 183V182H158ZM165 183H167V182H165ZM119 184V183H118ZM147 184H148V182H147ZM154 184V183H153ZM153 184H152V186H153ZM160 184H162V183H160ZM208 184V183H207ZM218 184V183H217ZM16 185V184H15ZM48 185V184H47ZM123 185V184H122ZM158 185V184H157ZM193 185V184H192ZM201 185V184H200ZM204 185V184H203ZM239 185H241L242 187H243V185L242 184H239ZM34 186H36L35 184H34ZM167 186V185H166ZM218 186V185H217ZM41 187V186H40ZM119 187H121L120 186V184H119ZM162 187H164V186H162ZM199 187V186H198ZM117 188H118V185H117ZM153 188V187H152ZM152 188H150V189H152ZM166 188V187H165ZM168 188V187H167ZM218 188V187H217ZM17 189V188H16ZM86 189V188H85ZM127 190H128V188H126ZM125 189V190H126ZM144 189V188H143ZM158 189V188H157ZM176 189H178V188H176ZM240 189V188H239ZM91 190V189H90ZM95 190V189H94ZM122 190V189H121ZM155 190V189H154ZM166 190V189H165ZM170 190V189H169ZM220 190V189H219ZM241 190V189H240ZM240 190H238V191H240ZM118 191V190H117ZM140 191V192H139ZM145 191H146V193H145ZM159 191V190H158ZM178 191V190H177ZM214 191V190H213ZM223 191V190H222ZM225 191H227V188H226V190ZM244 192H245V190H243ZM137 192H139V193H137ZM160 192V191H159ZM169 192V191H168ZM200 192V191H199ZM208 192V191H207ZM207 192L206 193H204V194H207ZM216 192V191H215ZM234 192V191H233ZM17 193V192H16ZM79 193V192H78ZM119 193L120 194H117L118 195V197L117 198H115L116 199V203H114L115 202V200L114 199H112L111 200V205H113V206H115V207H117L116 209H118L120 206H119V201H120V199L121 200H123V193H122V191H119ZM164 193V192H163ZM166 193V192H165ZM175 193V192H174ZM177 193V192H176ZM219 193V192H218ZM221 193V192H220ZM246 193V192H245ZM20 194V195H19ZM89 194V193H88ZM172 194V193H171ZM204 194H203V196H204ZM238 194V192L236 193V195ZM75 195V194H74ZM122 195V196H121ZM164 195V194H163ZM202 195V194H201ZM220 195V194H219ZM240 195V194H239ZM247 195H248V193H247ZM81 196V195H80ZM94 196H96V195H94ZM138 196V197H137ZM157 196H159L158 194H157ZM167 196V195H166ZM176 196V195H175ZM185 196V197H184ZM223 196V195H222ZM46 197V196H45ZM78 197V196H77ZM92 198H93V196H91ZM90 197V198H91ZM130 197V196H129ZM184 197V198H183ZM191 197H193V196H191ZM225 197H226V195H225ZM40 198H41V195H40ZM148 198H153V196L151 197H149L148 196ZM165 198H167V197H165ZM171 198V197H170ZM217 198V197H216ZM219 198V197H218ZM42 200H45V201H47V198H41ZM76 199V198H75ZM97 199V197L95 198L94 197V200H96ZM125 199V198H124ZM176 199V198H175ZM191 199V198H190ZM194 201H189V203H188V205H187V207L188 206H192V207H190L191 208V211L190 212H197V211H199V212H197V213H199L200 215H198V216H200L199 218L202 220V221H204V219H206L207 220V222H206V224L207 225H209V226H207L206 224V226H207V229H210V227H211V225H212V227H214V228H218V226L216 227V225H214L215 224V222H219V215H216V214H214V216H213V214L211 213V215L210 214H205V215H202V214H204L205 212H206V206L205 205H207V207L208 206H210V205H215V202L214 203H209V201L208 202H206L205 201V199L203 200V197H201V196H195L194 197ZM224 199V198H223ZM252 199V198H251ZM78 200V201H77ZM93 200V199H92ZM117 200H119V201H117ZM161 200H163V198L161 199ZM177 200V201H178ZM192 200V199H191ZM215 200V199H214ZM230 200V199H229ZM234 200V199H233ZM236 200V199H235ZM240 200V199H239ZM255 200V199H254ZM257 201H255L256 203H258L257 205H245V203H242L241 205L244 207V206H246L245 208H244V211L242 210V212H246V210H247V212L246 213H244L243 215H247V216H245V219L248 221H246L245 222V219H243L244 220V222L243 223H245V225L243 226V228H242V231H239V230H241V228H240V226L238 225V224H236L237 223V221L236 220H233V216H234V212H240V211H237L236 209L238 208V206H237V203H230V204H228V208L230 207V209H228V210H226L227 212L225 213V215H224V217L226 218L225 220H227V222H231L232 220H233V222L234 223H232V224H230V223H226L225 222V224H228V225H234V226H232V227H234V230L236 231H239V234L237 233V232H235V231H233V229H232V232H234L235 234H237V235H235V238H236V240L234 239V236H233V238H232V240L234 239V242L232 241V240H230V241H232V243L229 241V239H227V242L228 243H226V240H225V244H227L226 246H225V244L224 243H222V247L226 250L227 248V250H232L233 248H235V245H233V244H236V248H235V250L237 249V248H241V247H244L245 249H249V248H251V246H252V244L251 243H255V244H258L260 241H261V239H263L264 238V208L262 209V208H260L262 211H260V209H258V205L259 204H261L262 202L264 203V199H261L260 197H259V200H258V198L256 199ZM90 201V200H89ZM96 201H98V200H96ZM173 201V200H172ZM176 201V202H177ZM225 201V200H224ZM249 201V200H248ZM78 202H79V199H76V200H74V199H72L71 200V205L73 204V206H74V208L76 209V208H78ZM106 202V201H105ZM122 202V201H121ZM146 202H147V200H146ZM180 202V201H179ZM185 202V201H184ZM230 202H231V200H230ZM233 202V201H232ZM244 202V201H243ZM255 202H250V204H253V203H255ZM94 204H95V201L93 202ZM165 203V202H164ZM168 203V202H167ZM208 203L210 204V205H208ZM219 203V204H218ZM216 205V207H220V206H222V204L224 205V203H222V201L220 202H218ZM229 203V202H228ZM239 203V202H238ZM88 204V203H87ZM89 204H90V202H89ZM92 204V203H91ZM124 204V203H123ZM129 204V203H128ZM131 204H132V202H131ZM135 204V203H134ZM138 204V203H137ZM240 204V203H239ZM86 205V204H85ZM93 205V204H92ZM119 207H118V206ZM120 205H121V203H120ZM140 205V204H139ZM154 205H155V203H154ZM161 205V204H160ZM169 205H176V203H174V202H172V203H170V204H166V206L163 208V209H167L168 207H169ZM182 205V204H181ZM184 205V204H183ZM83 206V205H82ZM105 206H107V205H105ZM110 206V205H109ZM125 206H127V205H125ZM186 206V205H185ZM235 208H233V207ZM237 206V207H236ZM23 207V208H24ZM84 207V206H83ZM87 207V206H86ZM94 207V206H93ZM115 207H113V210H115ZM122 207V206H121ZM121 207L118 209L120 212L121 211H123V210H121ZM134 207V206H133ZM157 207V208H156ZM186 207V208H187ZM213 207V206H212ZM242 207V208H243ZM21 208V207H20ZM23 208H22V210H23ZM171 208V207H170ZM169 208V209H170ZM189 208V207H188ZM232 208V209H231ZM242 208H238V210L239 209H242ZM88 209V208H87ZM85 209L84 208V213H85V215L88 217L89 216V219H90V215L91 214H93L92 212H91V210L90 209ZM111 209H112V206H111ZM111 209L109 210V212L111 211ZM126 209H128V208H126ZM126 209H124V211H126ZM135 209V208H134ZM162 209V208H161ZM208 209H209V207H208ZM217 209V208H216ZM220 209V208H219ZM224 209H226V207L224 208ZM246 209V210H245ZM21 210V209H20ZM112 210V211H113ZM144 209L142 208H140V212L138 213V217L140 218L141 217V219L142 220H147V218L149 219V215L148 214H151L150 212H153V214L156 216H158L159 215V208H158V206H155V207H153V209L151 210V211H147V210H144ZM184 210V209H183ZM215 210V209H214ZM10 211V212H9ZM128 211V210H127ZM126 211V212H127ZM181 211V210H180ZM186 212L188 211V209H186L185 210ZM218 211V210H217ZM216 211V212H217ZM257 211L259 212V214L257 213ZM108 212V211H107ZM107 213V214H109L110 215V218H111V215H113L112 216V218L116 215V211H113V212H111V213ZM114 212H115V215H114ZM131 211H129V213H130ZM155 212V213H154ZM164 213H166L165 211H163ZM190 212H189V214H190ZM208 212V211H207ZM106 213V212H105ZM123 212H121V214H122ZM129 213H128V215H129ZM220 213V212H219ZM260 213H262V214H260ZM21 214V213H20ZM106 214V215H107ZM117 214H119V213H117ZM132 214H134V213H132ZM152 214V215H153ZM163 214V213H162ZM196 214V213H195ZM221 214V213H220ZM255 214H258V215H255ZM84 215V216H85ZM101 215V214H100ZM103 215V214H102ZM151 215V216H152ZM160 215H161V213H160ZM248 215L251 217V218H254V220L252 219V222L254 223H251V218L249 217L248 218ZM254 215V216H253ZM1 216V215H0ZM41 216V215H40ZM85 216V217H86ZM93 216V215H92ZM150 216V217H151ZM188 216L189 215H187L186 217H184L183 218V220L181 221V220H179V221H181V222H183L182 223V225L183 226H185L184 227V229H186V227H187V225L189 226V224L190 223H192L191 222V219L190 220H188L189 218H188ZM197 216V215H196ZM205 216V217H204ZM206 216H207V218H206ZM217 216V217H216ZM241 216V215H240ZM23 217V216H22ZM37 217V216H36ZM98 217L99 216H97V219H98ZM109 217V216H108ZM122 217V216H121ZM131 217H132V215H131ZM154 217V216H153ZM176 217V216H175ZM229 219H228V218ZM258 217V218H257ZM9 218V219H8ZM92 218V217H91ZM101 218H102V216H101ZM101 218H99V220L101 219ZM115 218V217H114ZM152 218V217H151ZM156 218V217H155ZM154 218V219H155ZM168 218V217H167ZM194 218V217H193ZM197 218V217H196ZM217 218H218V220H217ZM232 218V219H231ZM256 218V219H255ZM11 219V220H10ZM58 219H60L59 217L57 218V220ZM63 219V218H62ZM94 219H95V217H94ZM103 219H105V218H103ZM102 219V220H103ZM131 219V218H130ZM174 219V218H173ZM182 219V218H181ZM199 219V220H200ZM235 219V218H234ZM35 220H37V219H35ZM47 220H48V225H51V223L52 224H54L53 223V221H54V219H52V218H47ZM96 220V219H95ZM98 220V221H99ZM134 220H136L135 218H134ZM150 220V219H149ZM193 220V219H192ZM205 220V221H206ZM217 220V221H216ZM228 220H230V221H228ZM239 220V219H238ZM20 221V220H19ZM62 221V220H61ZM101 221V220H100ZM99 221V222H100ZM123 221V220H122ZM190 221V222H189ZM205 221L203 222V224L205 223ZM38 222V221H37ZM94 222V221H93ZM92 222V223H93ZM102 222V221H101ZM118 222V221H117ZM139 222V221H138ZM148 222H151V221H148ZM172 222V221H171ZM39 223V222H38ZM44 223H46V222H44ZM63 223V222H62ZM90 223V222H89ZM108 223V222H107ZM113 223V222H112ZM126 223V222H125ZM140 223V222H139ZM173 223V222H172ZM42 224V223H41ZM121 224V223H120ZM161 224V223H160ZM175 224V223H174ZM197 224V223H196ZM200 224V223H199ZM211 224V225H210ZM23 225V224H22ZM96 225H98V224H96ZM113 225V224H112ZM155 225H156V222H155ZM205 225H203V226H199V227H205L206 228V226ZM220 225H221V223H220ZM219 225V226H220ZM241 225H242V223H241ZM246 225H248V228H245V227H247ZM40 226V225H39ZM47 226V225H46ZM144 226V225H143ZM148 226V225H147ZM147 226H146V228H147ZM157 226H158V224H157ZM156 226V227H157ZM162 226V225H161ZM178 226V225H177ZM181 226V225H180ZM222 226V225H221ZM250 226V227H249ZM41 227V226H40ZM124 227V226H123ZM126 227V226H125ZM155 227V226H154ZM152 228V229H150V228H148L149 230H147L146 228V230L149 232V234H151V232L152 231H154V229H156L157 230V228ZM223 227V226H222ZM54 228H55V226H54ZM116 228V227H115ZM140 228H142V227H140ZM144 228V227H143ZM161 228V227H160ZM159 228V229H160ZM169 228V227H168ZM239 228V229H238ZM38 229V228H37ZM42 229V228H41ZM46 229V228H45ZM110 229V228H109ZM162 229H164V228H162ZM182 229H183V227H182ZM200 229V228H199ZM207 229H205V230H207ZM219 229V228H218ZM246 230V231H244V230ZM151 230V231H150ZM154 231L155 233L157 232V231ZM179 230V229H178ZM187 230V229H186ZM204 230V231H205ZM31 231V230H30ZM33 231V230H32ZM147 231H146V233H147ZM183 231V230H182ZM198 231V230H197ZM250 231V232H249ZM51 232H53V231H51ZM50 232V233H51ZM81 232V231H80ZM99 232V231H98ZM113 232H115V231H113ZM122 232V231H121ZM132 232V231H131ZM143 232H145V231H140V233H139V235H138V233H137V231H136V233L134 234H132L131 236H130V238L132 239H136L135 241H137V243L135 242L134 244H139V242H141V240L143 239V238H141L140 239V237H143V236H140L141 235V233H143ZM179 232V231H178ZM207 232V231H206ZM205 232V233H206ZM209 232H210V230H209ZM231 232V231H230ZM246 232H248V233H246ZM40 233V235H42L43 234V232L41 233V232H39ZM94 233V232H93ZM171 233L173 234V232H172V230H171ZM203 233V232H202ZM33 234H34V232H33ZM54 234V233H53ZM79 235H78V238L80 239V236H83V234H82V232L81 233H78ZM148 234V233H147ZM148 234V235H149ZM152 234H153V232H152ZM162 234V233H161ZM176 234V233H175ZM207 234H208V232H207ZM55 235V234H54ZM93 235V234H92ZM103 235H104V233H103ZM102 235V236H103ZM106 235V234H105ZM115 235V234H114ZM144 235H146L145 233H144ZM168 235V234H167ZM179 235V234H178ZM175 236L176 237V245H177V251L176 252H178L179 251V253L180 254H183L182 253V251L184 250V251H186L187 250V245H189V243H186L187 245H184L183 244V246H182V243H181V238L179 237V236ZM230 235V234H229ZM94 236V235H93ZM108 236H110V238H111V236L112 235H106V236H104L105 237V240H106V237L108 238L107 240H109V237ZM140 236V237H139ZM154 236V235H153ZM209 236V235H208ZM36 237H39V235H36ZM52 237V236H51ZM90 237H91V235H90ZM151 237H152V235H151ZM207 237V236H206ZM34 238V237H33ZM41 238V237H40ZM55 238H57V237H55ZM63 238V237H62ZM87 238V237H86ZM89 238V237H88ZM123 238V237H122ZM188 238V237H187ZM127 239V238H126ZM154 239V238H153ZM156 239V238H155ZM165 239V238H164ZM223 239H226V237L225 238H223ZM254 239V240H253ZM106 240V241H107ZM256 240V241H255ZM41 241V240H40ZM63 241V240H62ZM84 241V240H83ZM95 241V240H94ZM117 241V240H116ZM150 241H152V239L150 240ZM156 241V240H155ZM154 241V242H155ZM166 241V240H165ZM189 241V240H188ZM251 241H255V242H251ZM98 242H99V247H100V243H102L101 241H99L98 240ZM104 242V241H103ZM134 242V241H133ZM156 242H158V241H156ZM155 242V243H156ZM62 243V242H61ZM145 243H146V241H145ZM144 243V244H145ZM191 243V242H190ZM205 243L207 244L208 242H206L205 241ZM231 244V245H233L232 246V248L230 247V246H228V244ZM60 244V243H59ZM58 244V245H59ZM104 243H102V245H103ZM124 244V243H123ZM141 244V243H140ZM139 244V245H140ZM156 244H158V243H156ZM171 244V243H170ZM180 244H181V246H180ZM200 244V243H199ZM229 244V245H230ZM255 244L252 246V247H254L255 246ZM113 245V244H112ZM138 245V246H139ZM142 245H143V243H142ZM154 245V244H153ZM204 245V244H203ZM202 244H201V246L204 248V246H203ZM210 245H212V244H210ZM217 245V244H216ZM224 245V246H223ZM109 246V245H108ZM121 246V245H120ZM135 246H137V245H135ZM137 246V247H138ZM162 246V245H161ZM180 246V247H179ZM200 246V247H201ZM208 246V245H207ZM107 247V246H106ZM117 247V246H116ZM159 247H160V245L158 246V247H155V249H154V252L153 253H151V254H149V256L150 257H152V258H149L148 259V256L146 257V259H147V261H152L153 260V257H154V255H155V257L158 259L159 258V260L156 262L155 260L154 261H152V262H155V264L156 263H160V264H165L166 263V261H167V263L166 264H168V262H173V264H175V261H179L180 259V254L179 255H177V257H175L174 259H168L167 257L168 256H166L165 254H164V251L162 252V253H160L159 252V250L161 249H159ZM163 247H165V246H163ZM176 247V246H175ZM191 247V246H190ZM121 248V247H120ZM147 248V247H146ZM145 248V249H146ZM257 248V247H256ZM143 249V248H142ZM141 249V250H142ZM172 249V248H171ZM174 249V248H173ZM189 249V248H188ZM204 249H206V245H205V248ZM104 250V249H103ZM137 250H139L140 251V248L138 249L137 248ZM144 250V249H143ZM150 250H152V249H150ZM167 250V249H166ZM191 250V249H190ZM214 250V249H213ZM251 250V249H250ZM192 251V250H191ZM234 251V250H233ZM252 251V253H253V250H251ZM258 251L259 250H257V251H255L254 250V252H257L258 253ZM263 251V250H262ZM117 252V251H116ZM140 252H142V251H140ZM171 252V251H170ZM236 252V251H235ZM261 252V251H260ZM96 253V252H95ZM104 253V252H103ZM132 253V252H131ZM131 253H130V255H131ZM138 253V252H137ZM146 253V252H145ZM160 253V254H159ZM169 253V252H168ZM189 253V251L187 250V252H186V254H188ZM223 251H221V255H223ZM232 253H234V252H232ZM245 253H247V251L245 252ZM251 253V252H250ZM251 253V254H252ZM64 254V253H63ZM89 254V253H88ZM225 254V256L226 255H228L227 253H224ZM248 254V253H247ZM256 254V253H255ZM259 254V253H258ZM65 255V254H64ZM82 255V254H81ZM93 255V254H92ZM126 255V254H125ZM148 255V254H147ZM162 255V256H161ZM233 255V254H232ZM240 255V254H239ZM90 256H91V254H90ZM138 256H140L139 254H138ZM137 256V257H138ZM161 256V257H160ZM178 256H179V258H178ZM188 256V255H187ZM198 256V255H197ZM201 256V255H200ZM237 256V255H236ZM86 257L87 256H85V258L84 257H82V261H86L87 259H86ZM154 257V258H155ZM185 257V256H184ZM207 257V256H206ZM223 257H224V255H223ZM227 257V256H226ZM99 258V257H98ZM212 258V257H211ZM242 258H244V257H242ZM262 258L264 259V257H263V254H262ZM261 258V259H262ZM64 259V258H63ZM129 259H135V255H134V252L132 253V255H131V257H129ZM139 259V258H138ZM169 261H168V260ZM179 259V260H178ZM188 259H190V258H188ZM193 259V258H192ZM229 259V258H228ZM241 259V258H240ZM250 259V258H249ZM66 260V259H65ZM89 260V259H88ZM96 260V259H95ZM135 260H137V259H135ZM233 260V259H232ZM253 260V259H252ZM59 261V260H58ZM203 261V260H202ZM192 262V261H191ZM251 262V261H250ZM256 262V261H255ZM158 263V264H159ZM184 263V262H183ZM171 264V263H170Z\"/></svg>",
	"mask_w": 264,
	"mask_h": 264
},
{
	"label": "clouds",
	"instance_id": "clouds-1",
	"mask_svg": "<svg viewBox=\"0 0 264 264\" xmlns=\"http://www.w3.org/2000/svg\"><path fill=\"white\" fill-rule=\"evenodd\" d=\"M11 6L0 0V9L7 11ZM23 53L19 57L9 56L6 61L0 62V85H7L9 81L20 75V68L24 65ZM0 95V104L8 105L13 116V122L19 121L22 125L23 136L20 140L27 141L26 159L38 171L44 172L51 159L65 151L73 138L77 128L92 119L93 113L76 123L69 118V112L79 111L75 103H65L59 95L53 96L48 92H38L26 98L17 97L12 100ZM47 98V99H46ZM55 105V107H53ZM11 113L0 112V136L12 138L11 125H4L6 115ZM57 132L61 134L56 135ZM3 162L0 161V165ZM31 199L35 206L42 210L48 218H56L57 200L49 192L47 201L38 195ZM46 248L39 240L31 237L27 228L5 224L0 230V264H79L80 261H54L50 257L45 259ZM124 258L100 259L87 261L88 264H122ZM252 264H257L253 261ZM258 264H264L261 259Z\"/></svg>",
	"mask_w": 264,
	"mask_h": 264
},
{
	"label": "snow or ice",
	"instance_id": "snow-or-ice-1",
	"mask_svg": "<svg viewBox=\"0 0 264 264\" xmlns=\"http://www.w3.org/2000/svg\"><path fill=\"white\" fill-rule=\"evenodd\" d=\"M41 37H42V42L46 43L47 40L49 39V32L47 30H43L41 33ZM81 39H83V34L81 35ZM183 50V45H178L176 52L182 51ZM176 52H173V55L176 54ZM57 55H59V49L56 50ZM68 57L65 56L64 58V62L67 63L68 62ZM49 68H50V64L48 62V60L44 59L43 57L40 58V62H39V75H46L49 72ZM79 84H83V81H80ZM108 95H110V93H107ZM47 99V98H46ZM53 107H55V105H53ZM102 105L99 104H95L93 103L90 107L88 108H81L79 111H72L69 112V117L72 121L76 122V123H80L81 121L85 120L86 118H88L92 113H94L95 111H97L98 109H102ZM61 133L57 132L56 135L59 136ZM123 148V145L120 141L119 138H112L110 137L105 145H104V153L107 155H112L114 153H117L119 151H121ZM100 158L99 153L96 154V156L92 157V160H96ZM112 175H118L119 174V169H112L111 171ZM65 213V208L63 207V205H61L60 207H58L55 210V217L61 216ZM84 228V225H78L77 226V231L82 230ZM77 234V232H73L72 236L75 237ZM79 264H88L87 261H82L79 262ZM108 264H110V262H108ZM122 264H155V262L152 261H144V262H140V261H136L133 259H126L122 262Z\"/></svg>",
	"mask_w": 264,
	"mask_h": 264
}]
</instances>
